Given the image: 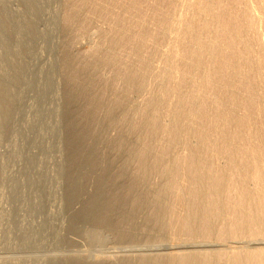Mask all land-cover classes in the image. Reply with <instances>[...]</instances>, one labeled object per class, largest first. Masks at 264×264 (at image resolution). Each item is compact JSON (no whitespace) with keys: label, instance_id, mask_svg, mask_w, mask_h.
Segmentation results:
<instances>
[{"label":"rangeland","instance_id":"374dc122","mask_svg":"<svg viewBox=\"0 0 264 264\" xmlns=\"http://www.w3.org/2000/svg\"><path fill=\"white\" fill-rule=\"evenodd\" d=\"M214 1L219 2V4L218 3L215 4ZM229 1H231V3ZM247 1H248V6H250L252 10V11L251 10L249 11L252 14L256 15L257 19L256 18L254 19L256 21L255 24L258 23L257 25L254 24L255 21L249 20L253 18H248L247 15L244 14L245 12L243 10L244 8H241L242 6L239 7V5L234 3L235 0H226V1L225 0L223 1L221 0H212V1L209 0L208 1L207 0V2H211V4L214 3V6L217 5L218 7V5H220L219 7L222 8L221 9L222 11L224 9L223 13L221 12L220 9L219 10L217 9V11H215V12H219V14L221 13L220 14L221 16L219 15V18L217 17L218 19L212 20L211 18H209L208 21L209 23L211 22L212 24V26L210 27H212L211 29H213L212 31L211 29L210 30L207 29V31L209 32L211 31L209 35L210 37H209L208 36L209 32L205 31L206 29H201V27H203V24L204 26H205V23L207 24L208 21L206 22L205 20L208 19V15H205L207 17L204 18V16H200V14H197L195 11L199 8L196 5L197 2H199L198 0L195 1L192 5L193 7L195 5L196 7H198L197 9L196 7H194V13L196 14L193 13V9H192L193 7L189 6L186 0H168V1L166 0H0V264H72L75 259L72 255L73 254L76 255V253L79 254V252H80V255H83V254L88 255L87 262L90 263L89 260L91 259L90 264H111V263L114 264L115 262L113 260H115L116 263L118 264L120 260L118 258L120 256H121L120 258L122 262L124 261L126 262L127 260H129L130 262L131 260L132 262L130 263L132 264H138V263L141 264L142 257L143 256L148 257L150 255L149 254L150 251H145V248H148V246L150 245L154 249L153 252L151 251V255L154 253L152 255L151 264H156V262L158 263V261L163 263V260L165 258L164 259L162 258L164 256L162 254L163 253L165 254V251H162L163 249L161 248L163 247L164 249H168L170 246H172V249L177 246L178 247L180 246L184 250L183 249H177V250L182 253L183 251L184 253L186 252L188 253L190 252V250L191 251L196 250L198 251L197 252L198 259H196L195 264H202V263L209 264V263L214 262V259H213L214 255L213 257H211L210 256L211 253L209 254L208 252H210L211 249H213V247L215 250H219V248L222 247L221 241L224 242V239L226 240V238L228 237V236H225V234L226 235L230 234L229 236L230 239L229 238L227 239L228 240L227 242L229 244H232L230 243L229 240H235V241L237 240L238 241L237 244L240 243V245L238 246L239 247L238 249H240V246L242 247V249L243 248L249 249V247L252 249L254 248V244H255L254 249H256L257 251H259V249L260 250L262 249L263 244L259 240L262 237H257V236L264 235L263 233L264 220L262 219V216H263L262 214H264V170H262L264 159L260 157L263 159V161H260L261 159L259 158L260 154L264 152L263 150L264 145H262L264 143V141L262 143V140L264 139L263 138L264 131L262 132L260 131L258 132V134L256 131H259L260 129L262 130V127L264 130V123H263L264 105H262L263 107H261V104H264V100L262 98L259 99V97L263 96L264 94L262 92L264 90V87H263L264 82L262 81V79L264 78V71L260 69V72L261 73L263 72V74H260V72L257 71L258 70L257 68L262 67L261 66L262 60L264 59V55H263L264 46L262 47L260 45V42H258V40H260L261 38L264 39V0H247ZM203 3H205V0H203ZM229 4H231L232 6ZM226 5L228 6V8L226 7ZM232 9H233V12H231ZM236 9H239V10H236ZM228 12L229 13L231 12V13L228 14ZM223 14L225 17L223 16ZM232 14L234 15L233 16L234 20L237 17L239 19H236L233 22L232 21L233 17L230 16ZM174 15L175 16L177 15L179 17H184V22L181 24L182 26H185L184 25L185 23L188 26L191 24L190 26L192 27L185 26V29L186 30L188 29V34H186L188 36L186 38L182 37L184 36L183 33L187 32L184 29V27L181 29L182 32H180L181 37L177 36L176 28L178 27L171 22L172 19L174 18L173 17ZM227 15H229V17H227ZM243 15L245 18L242 17ZM167 16L168 18L170 17L172 18V19H169L170 22H168L169 20L167 19ZM191 17L193 21L191 20ZM193 17L196 19L195 21ZM198 17H199V20H198ZM246 18H248V21ZM223 20H225L224 23H223ZM259 20L260 22H258ZM190 21L192 22L190 23ZM196 21H199V22H196ZM203 21H205V23H202ZM230 21L233 24L237 21L236 22L238 23L237 26H236V23L235 25L233 24L231 25ZM194 22L198 24V26L200 27L201 30H203V32L204 31L205 32L203 33L199 29V27L196 24H194ZM226 22L228 25L226 24ZM239 22L241 23V25L242 24L243 25L241 26ZM242 22H245L248 24H245ZM199 23L200 24L202 23V24L199 25ZM250 23H253L252 27L254 29L252 27L249 28ZM213 24L214 25L216 24V25L214 26ZM220 26H222L223 30ZM224 26L225 27L227 26V27L224 28ZM228 27H229L228 30H230L231 28L232 29L230 31H226ZM119 28L121 29L119 30ZM191 28H193L194 30ZM242 29L244 30V32L249 31L248 35L247 33L241 32L240 30ZM217 30H219L218 31L219 33L217 32L218 35H216ZM220 30L222 31L220 32ZM234 30L236 32H234ZM255 30L259 31L261 35L260 37H258L259 33ZM190 33L195 35L196 39L199 36H200L199 38H202V35L200 34H203L204 38L202 39L201 43L200 42L198 43H200L202 47H203V44L208 45V47L210 46V48L206 51L208 52V54L205 53V55L207 54L206 56L203 55L204 53L201 52L202 54L199 55L200 58L199 56L197 57L198 59L197 58L195 59L193 57L192 61L191 59H189L191 62L187 60L186 58V56L188 57L189 51L191 50V47H192V46L189 47L191 43H187V42H190V41L192 42V40L190 39L194 38L193 35H189ZM223 33L225 35L227 33L228 34L225 36ZM235 34L238 35L237 39H236ZM242 34L244 35V37H242ZM228 35H230L229 41L227 39ZM253 35L255 36L253 37ZM190 36H193V38ZM213 36L214 37L216 36L215 38H217V41ZM245 36H248L249 38L247 39V37L245 38ZM251 36L253 37V39ZM189 37H190L189 41L186 40ZM207 37H209V40L211 39L213 41L209 42ZM205 38H206V41L208 42H203ZM233 38L235 41H233ZM249 39H250V43H251V40L252 42L254 41L253 44L251 43V45H248L249 43L247 42H249ZM224 40L227 42L224 43L223 42ZM211 42L212 43L214 42L213 46L210 45L212 44ZM185 43L189 45L188 46L186 45V47L182 49ZM219 43L221 46L219 45ZM226 43H229V44H226ZM239 44H240V48H239ZM241 45L243 46L248 45V46H244L245 47L244 48ZM253 45L256 47H254ZM214 46H216L215 47L216 50H214L213 52L212 50L214 49ZM223 46L226 48L225 50H223L224 49ZM246 47L248 48V50L251 51V52L249 51L250 54L248 53V50L246 51ZM188 48L190 49L188 50ZM106 49H109V50H106ZM181 49L183 51H181ZM256 49L259 52H257ZM218 50L219 51L221 50L223 52L222 53L219 52L221 54H218L217 52ZM242 51H244V53H242ZM135 52L137 55L135 54ZM211 52H212V55H210ZM240 52L242 53V55L245 54V57L244 55L241 56ZM225 53H227L226 55L228 56V58H225L226 56ZM228 53L230 56L228 55ZM185 54L186 56L184 57ZM202 55L205 57V58L203 57L204 59L201 57ZM236 55L237 56L239 55V57L241 56L242 60H240L241 58L237 57ZM82 56H85V57H82ZM233 56L235 58H233ZM246 56L248 60L246 59ZM252 56H254V58ZM230 57L231 59L233 58L235 60L234 62H236L237 60L236 58H238L240 61L237 60V63L235 65L234 62H231L233 60H231ZM257 57L260 58V60L263 58L261 60V64L258 63L260 62V60L257 59ZM169 58L172 60L169 61L168 60ZM216 58L219 59V61H217ZM212 59L213 61H215V63L211 61ZM220 59L221 60L223 59L222 62L224 61V63L221 62L222 65L220 63ZM227 59L228 60L230 59L231 61L229 60L230 61L229 62ZM97 60L98 61L100 60V61L98 62ZM110 60L113 62H111ZM194 60H196L195 62L197 63L204 62V66H203V63L202 64L200 63V65L196 64V67L200 66L199 68H201V70H198L199 68L197 67L198 69L196 70H198V72H196L195 70L196 67L194 68V65L192 64ZM245 60L249 62L248 67L251 64L250 65L251 68L250 67L248 68L246 66L247 63ZM211 62L214 64H212ZM153 63L154 65H152ZM183 63H184L183 67L185 66L186 68L182 67ZM216 63L218 64V66L220 65L219 66L220 68L216 65ZM226 63H227V66H226ZM245 63H246L245 65L246 73L253 72L254 74H256L255 76H257V72H258L257 79L255 77L253 78L254 75L252 73L250 75L249 73L247 74V76L249 75V77L252 76L251 78H253L251 79L247 77V79L250 81H244L246 80L244 79L245 76L241 78L244 74L242 72L244 71L242 65H244ZM255 63H257L258 65H256ZM263 63H264V60H263ZM231 64H233L234 66L238 65L240 67L237 66L236 68V67H233V65L231 66ZM188 65L189 66L193 65V66L189 67ZM210 65H212V69L210 70L214 72L215 76L216 75L219 76L220 72L222 73L224 69L227 70L229 69V67L231 71L232 69L233 70L237 69L236 71L238 73L240 72L241 73L235 75V77L237 76L236 78L234 77V80H236V84H239L240 82V84L242 85V83L245 84L246 82H248V87L252 84L250 86L251 88L250 87L246 88V86L244 87V86L238 85L239 88H237L236 90L238 91V93L242 92L240 94L241 98L240 96H238L237 92L236 93L235 92L234 93L225 92V89H224L225 93L223 92V90H222V93L227 94V95H223L222 93H220L222 97L220 96L221 98L219 97L220 99L219 100L217 97L218 95H220L218 93L221 90V86L224 85L225 83H228V81L229 82L232 81V79L231 78H228V80L225 79L226 82L223 83L224 79L222 77L221 78L216 77L217 78V79L215 78L216 81L212 83L214 85L216 82L215 84L216 86L215 85L214 86L217 88H215L216 91L214 93H212L213 92L212 88L214 89V86L211 83H209L211 88H207L203 86L205 89L206 88L208 89L206 90L207 93L209 92V94H212L213 98H212V95L205 93V96L206 95L208 96L205 97V100L202 98L204 101L202 100L203 102L201 101L202 103L201 102L199 103L202 104L203 106L205 104L206 107L202 109L203 106L201 105L200 106L201 108L199 107L200 109H198V105H200L199 103L197 104V107L195 106V109H198L200 113L202 112L201 114L197 113L196 115V117L198 118L197 123H195L196 121L194 120L193 122L194 124L187 127L186 130L185 129L182 130V126L184 124L183 123L184 117L190 111V107L189 109L187 108L188 107V102H186L187 99L185 100V98H187L188 96H185V95H187L188 92L190 93L192 91V88L190 87H188V89L190 88L191 91L187 89V86H190V85L183 84L185 83V80H183L184 79L183 75L189 74L187 73V71H190L191 76L192 74L196 75V77L194 75L193 76L195 77V82L198 83L200 82V79H201V78L200 79L198 78L202 77L203 74L205 75V71L207 73L210 72L209 74L213 75L212 74L213 72H211L210 70H207L209 69V67H211ZM222 66H225L226 68ZM193 68L195 72H193ZM202 68L203 70L205 69V71H203ZM247 68L248 70L252 68H256V69H252L254 71H247ZM215 69L217 71L218 70L220 71L219 74H215L216 73ZM201 73H202V76H201ZM162 74L163 75L165 74V75L163 76ZM173 75H174V78L172 77ZM261 75H263V77H261ZM219 79H221V81ZM254 79L260 82L258 81L256 82ZM174 82L175 83L177 82L176 85L178 86H176ZM83 84L85 86L84 89H83ZM199 84L201 85V82ZM199 84H196V85H199ZM218 84H219V87L217 86ZM259 84H260V87H259ZM77 86L78 87L81 86L82 89H78ZM203 87H202V90H205L203 89ZM256 87H259L260 89ZM195 89L197 90L196 86H195ZM242 89H244L243 91L245 90L247 91L249 89V92L252 89V91L250 93L245 91L246 96L244 98L243 97L244 93ZM255 89L259 90V92L256 93L257 91L255 92ZM210 90L212 92H210ZM254 92L256 93V95L254 94ZM82 93H84V95ZM202 93L204 94V92ZM74 94L76 95L74 96ZM78 94L80 95L77 96ZM229 94L231 95L228 96ZM249 94H250L251 102L250 101L249 103L244 102V101H247L246 99H249ZM72 95L74 96L73 98H72ZM234 95L237 101H235L234 99L235 97H233ZM226 96L228 97L229 102ZM231 97H233L232 99L234 100V102L231 100ZM242 97L244 99H242ZM256 97L260 101L256 99H255L256 101H254V98ZM221 99L223 102L222 104L219 102L221 101ZM213 100H215V102ZM205 101H207V103H205ZM210 101H213V102H210ZM216 101H218V104H220V106L216 103ZM150 102L152 103L149 104ZM185 102L187 105H185ZM225 102H226V105H225ZM235 102L236 104L241 105L240 106L241 110L237 111L240 108L238 105L235 104ZM255 102H257L258 104ZM211 103L212 104L216 103L215 104L216 107L215 105L213 106ZM227 103L228 104L234 103L233 105H236V109H234L235 106L231 107L232 104L228 106ZM206 104H209V105L207 106ZM245 104L246 106L248 105L247 106L248 108L244 106ZM212 106L215 110L212 108ZM158 107H160L161 109L160 108L158 109ZM225 107L226 108L228 107V109L229 108L231 109V110L229 109L231 111V114L228 113L230 111L226 109ZM219 108H221V110H219ZM242 108H244L245 110ZM249 108L250 109L252 108V109L249 111ZM255 108H257L258 110L257 112H254L256 111ZM193 109H194V106H193ZM210 109H213V111ZM181 111H182V114L180 113ZM183 111L186 114L183 113ZM199 111L196 110V112H199ZM214 112H217V113H214ZM222 112H224L225 115ZM232 112H235V115ZM248 112L249 114L252 112L251 113L252 117L251 115L248 114ZM204 113H205V116L206 115L209 116L210 114L211 118L210 116L209 117L206 116L207 118L204 121L203 120V118H205ZM255 113H256V116L258 117L255 116ZM184 114L185 116H182ZM199 114L202 115L203 117L201 116L202 117L201 118ZM212 115L213 116L215 115V117L218 116V118L221 115H223V117H221V121L225 120V122H228L230 126L228 125V123L226 124L223 121L221 122L220 119L215 118ZM235 116H238V117L235 118ZM246 116L248 118L250 117L249 119L251 120L250 122L251 124L248 123L250 121L248 120V118L245 119V121L247 120L246 121L247 123L245 121H241ZM231 117L233 118V123L229 121L230 119H232ZM239 117L241 118V120L238 121ZM252 118L253 119L255 118L254 119L255 123H253L254 121L252 120ZM256 118H259V119H256ZM181 119L182 121H179ZM200 119L204 121V125H202L203 122ZM260 119L262 120V122ZM133 120H135L136 122ZM207 120H209L210 123L216 120L217 123L214 121V123L216 124L213 125L214 123L210 124L208 123L209 121ZM234 121H236L237 124ZM218 122H220V124L225 123V126L227 125L228 127L227 126L225 127L223 124H221L222 127L221 125H219L220 127H218L217 125ZM240 122H243V124L239 126V124H241ZM230 123L233 125L231 126ZM244 123L247 125H245ZM259 123L263 125L261 128L259 127L261 126ZM179 125H181L180 126L181 129L177 131L176 129L179 128ZM199 125L200 126L202 125L201 129L203 130H200ZM206 125L207 127L205 128ZM213 126H215V128ZM253 126L254 128L257 127L255 128L256 130L252 128ZM232 127L234 130V134L233 132L231 133ZM220 128L222 130H220ZM223 128L224 129L228 128L227 130L230 132L227 133L228 132L227 130L223 131ZM235 128H239V129L241 128L240 129L241 131L238 130V132L240 131L241 133L240 132L239 134L236 133L237 131ZM73 129L75 133L72 131ZM192 129L193 130L197 129V131L195 130L197 135L194 134L195 132H193L192 134L191 132ZM217 129H219L218 131L220 133L217 132ZM78 130L81 132V135H80V132H78ZM253 130L255 131V134L253 133L254 132ZM76 132H77V136H75ZM189 132L191 133V135H189L190 134ZM204 133H207L206 134L207 136L209 134V137H207ZM256 134L259 137L257 141L261 140L260 145L258 144L259 141L257 142L255 138H253V137L257 138ZM186 135L188 136L189 140L187 139ZM193 135L196 138H194ZM78 136L79 137L81 136V138H79ZM204 136L206 137V139ZM228 136L230 137L231 140L228 138ZM76 137H78V139H76ZM197 137H201L205 139V141ZM190 138H191V141L193 139L196 142L194 148H191V147L188 148L190 144L189 143ZM72 139H74V141L77 144L75 142L74 144L72 142ZM186 139L188 141H186ZM197 139H199V141ZM226 139L227 141L224 142ZM186 142H188L187 146H186ZM193 142H191L192 145L190 144V146H193L194 144ZM200 142H202L204 145L207 143L208 146L211 145V147L206 148L207 144L204 146L202 143L200 144ZM225 143L229 144L230 149L227 147L228 145L227 146L224 145ZM141 144H143V146ZM199 144L202 145V147H200ZM249 145L251 147H249ZM198 146L199 148H197ZM204 147L205 149L204 150L202 149L203 152H201L200 148H204ZM212 147L214 148L212 149ZM223 147L227 148V153L230 152L229 155H231L230 157H233L235 159L234 161L232 159L230 160V157L228 158L229 155H227V153L224 152L226 151V148L224 150ZM186 148H188V150ZM242 148H244L245 150H243ZM260 148L261 149L263 148V149H262V152L261 153L259 152L260 154L258 155L256 154L255 150L256 149L261 150ZM189 149L196 151L194 152L196 154L195 158H197L195 159V163L197 165H200L199 160H202V159L205 160V161L202 160L200 162L202 163V165L204 164V168L206 169V170L203 169V166L200 165V167L202 168L201 170L202 171L205 170L204 171L205 174L203 172L202 173L204 175L201 174L202 176L201 181L203 178L205 179L202 182L200 181L202 185L204 183L207 184L208 182L211 181V180L208 181L207 178L209 179L211 178L216 181L214 175H216V178L218 180V177H220L218 172L221 173L222 175L223 173L226 172V171H223L224 168L225 170L227 168L228 169L231 168L233 170V167H234L233 163H237L236 165L234 164L235 165L234 172H232V170L230 169L229 171H227L230 174L226 173V174H223V176H221L223 177L222 179L224 181H227L229 184V187L225 186L224 188H221L220 192L218 190L219 195L217 196V198H220L218 200L222 201L223 203L217 202L215 203L217 205L215 204L211 205L209 204L210 202L208 199L202 198L199 200L194 199V201L199 202V203L197 202L198 204L196 202L194 204V201H192L193 200L192 197H190L189 194H187V191L189 190V188L192 187L191 185H201L200 183L197 184L198 182L196 178H198L197 177L198 174L196 176V174L192 172L191 170L188 171L189 169L188 167L192 166L190 162L187 160L188 155H190ZM249 149L251 150V153ZM235 150L238 151V153L239 151L241 152L243 151L244 153L242 152L243 153L242 154L240 152L238 155V153H236ZM171 151L173 152V154ZM252 151L255 152L252 158L253 157L254 159L257 158L256 159L257 162H255V160L252 161V158L249 156L250 154H252ZM186 152L188 155L186 154ZM200 152L202 154H200ZM244 154L248 156L245 164H243L245 162L244 158L246 157ZM261 155H264V154L262 153ZM198 156H200L199 159H198ZM242 158H243L242 164L244 165V167H246V164L247 166H249L246 168V170L248 171L244 170V167L242 164L240 165L238 164L240 163ZM249 158L251 160H249ZM228 160H230V162L232 161L233 163L231 162L230 164L229 162H227ZM237 160L238 162H236ZM75 161H76V164L79 165V166L77 165L79 168H76L77 166L74 163ZM185 161L186 163L188 161V164H185ZM247 161L249 162L251 161L254 164L256 163L255 167L253 163H249L250 165H252L250 166ZM228 163L232 167L231 166L230 168L227 167V165H229ZM207 165L208 167L211 165L209 169L207 168ZM237 165L240 167L238 168ZM215 167L218 169L216 170L218 172L215 171ZM218 167L220 168V170ZM258 169L261 170L262 173L259 172L258 174ZM207 170H209L208 174L211 171V175L209 174L210 177L208 176V174L206 175ZM237 170L239 172L241 171L238 175H237L238 173ZM214 171L216 172V174L215 173L213 174ZM190 172L193 173L195 176H193V174H191ZM235 172L237 173L235 174ZM117 175H119V178ZM205 175L207 176V178L203 177ZM227 175H229L228 177H230V179L227 177ZM103 176L105 177V179L108 176L106 181ZM261 176L263 177L261 178ZM231 177H233L232 179L233 181H231L233 182L232 186H230L231 182L229 183V181L231 180ZM234 177L236 179H234ZM187 178L188 179L190 178V179L187 180ZM226 178L229 181L225 180ZM241 178L246 179L245 180L246 184L242 185ZM75 180L79 181L78 182L79 184L76 187V189L71 187L73 184H75L76 182ZM195 180L196 182L194 183L193 181ZM73 181L74 183H72ZM238 181H240L241 185ZM243 181L244 180H242V182ZM245 181L243 183H245ZM234 183H236L235 185H237L238 187V188L235 187L237 190L233 188L235 186ZM246 185H248V187L251 189H248ZM100 186L101 187L103 186V188H101ZM243 186L245 187V190L247 191L251 190L249 192L252 196L255 197L256 200L254 199V197H251V195L248 193H247L248 196L245 197L246 194L244 193L245 190ZM185 187H187V189ZM231 187L232 189H230ZM96 189H98L97 190L98 192L96 191ZM222 189L224 190L222 193L223 197H221V194H220L222 192ZM227 189H228V192H227ZM238 189L241 191H244L243 194L241 191H238ZM181 190H184L185 192ZM233 190L237 193V195L235 192H233ZM95 191L97 192V194ZM209 192L211 193V191L208 189V193ZM99 193L102 194L101 196L105 198V199L103 197L101 198L104 201H101L100 199L101 205H104V203H106L107 200L108 202L110 201V204H108L107 207L105 206V209H104V206H101L100 208H103V210L100 209L98 205L97 207L100 209L101 212L97 208V210H95L97 212L99 211L97 214L95 212L94 214L93 212L92 214L91 212L89 213L91 214V218L95 217V215L97 216L98 214H99V218H101V213L103 211L102 215L105 216L104 218L102 216V219L104 220L103 222H101L102 220H98L99 218H96V217L94 219H96L97 222L94 219L90 220V217H88L89 213L87 214L88 208L86 207V205H88L89 202L91 203L92 199L94 200L96 195L98 196ZM226 193L227 194L229 193L231 197H229V194H228V199H227ZM180 194L183 195V196L181 195V197H185V198H181ZM106 195L108 196V198ZM234 195L237 197L235 200H238V201H233L230 199V198L234 199L235 198ZM249 195H250L251 200L253 201L252 205H251L252 201L250 202ZM154 197L158 199H156L155 201ZM186 197L188 200H186ZM222 198H224V201ZM238 198L239 199L241 198V199L239 200ZM243 198L245 201L242 204L241 202H243L242 200ZM226 199L229 200L228 203ZM259 199H261L260 202L258 201ZM205 200H206L207 206L203 204L205 203ZM230 200L232 202H230ZM200 201L202 202L204 206H202V204L201 206L199 205ZM111 202H113L115 205ZM136 202L139 204H137ZM155 202H156V205H153ZM181 202L184 203L185 205L182 204ZM188 202H190V204ZM233 202H235L236 205L234 204L233 206ZM218 203L222 205L223 207L225 206L224 204H226L225 208L220 207ZM237 203H239L241 207L245 206L243 207L244 209L243 208L241 209L239 204ZM186 204H189V205L187 206ZM157 205L158 207H155ZM193 205H195L196 207ZM248 205L249 207H247ZM190 206H192V208ZM210 206L212 207L214 206L213 209H211V213H209L210 208H211ZM235 206H237V208ZM255 206L257 209L255 208ZM193 207H195V212L198 211L197 214L194 212ZM217 207H219V209ZM231 207L232 208L234 207L235 212H234V209L232 211ZM160 208L162 209L160 210ZM190 208H191V212L188 210ZM200 208L201 209L203 208L202 211L200 210ZM252 208L253 210H255V212L251 211ZM184 209L185 211H187L185 213L186 217L184 214ZM156 210H158V212L161 213L159 215L160 218L156 216L155 213H153ZM244 210H245V215L242 214L244 213ZM204 211H206L205 213H209L207 214L208 216L212 215V217L210 216L211 219L206 214L204 215ZM218 211L220 212L222 211V214H224V218H222L223 216L221 217L222 215L221 213H220V216L219 215L214 216V214H219ZM236 211L239 212L238 214H236L237 216L233 215V212L234 214L237 213ZM250 212L257 215V217L259 218L256 217L257 219L256 220L255 216L252 215ZM191 214L195 216V217L192 216L193 219L198 218L197 215H199V218H200L201 217L200 215L203 214V217H201L199 220L205 221L204 222L205 224H199V223H203V221L198 222V219L193 220L192 218H189ZM246 214L248 215L247 219L243 220L242 222L238 220L239 218L237 217L239 216L245 217ZM162 215H165V216H162ZM161 216L163 217V219ZM180 216H182L183 218L182 217L179 218ZM204 216L207 217L209 220L205 218ZM217 216H219V218L215 219V217ZM227 216L229 217L231 216V217L229 218ZM252 216H254L255 221H253L254 219ZM220 217L223 221L218 222V220H221ZM186 218H189L188 221ZM212 218L214 219L215 222L213 221ZM231 218L233 220H231ZM184 219H186V221ZM248 219H251L250 224L248 223L249 226L244 224L246 221L249 222ZM259 219L261 221H259ZM157 220L158 222L160 221V223H158ZM180 220H183V221L181 222ZM189 220H190V223L192 221L191 223L192 226L189 225L190 223L188 224ZM229 220H231L232 222ZM196 221L198 222V225L196 224L197 223ZM207 221L211 223H208ZM236 221L237 222L239 221L241 223L239 224V228H237L238 224ZM251 221L253 223H251ZM221 222L222 223L226 222V223L221 225L220 224ZM233 222L235 223V226L233 225L234 224ZM255 222H256V225L259 223L258 225H260L259 227L260 229H262L260 230V232H262L263 234L262 233L259 234L260 232H259L258 226L251 225V224H254ZM99 223L101 224V228H100ZM207 223L208 225H206ZM214 223H219V224H214ZM210 224L211 225L214 224L213 227L217 225L216 227L217 229L213 228L212 226L210 227H212L213 229L212 228L208 229ZM188 225H189V228H188ZM219 225L222 227H220ZM228 225L229 226L231 225L232 228H230ZM197 226L199 227L197 228ZM192 227L193 228L196 227L195 229H197L198 231L195 229L193 230ZM204 227H207V228H204ZM241 227L243 228L241 229ZM229 228L231 229L232 232L231 231L229 232L230 230ZM73 229L78 230V232L81 233V236L84 237L83 238L84 241H82L83 239L78 238V236L81 237L80 234L79 235L76 234L75 236V230ZM226 230L228 231L226 232ZM240 230L242 232H240ZM252 230L253 232H251ZM256 230L259 233L256 232ZM92 231H94V234H97V235H94L93 237L90 236L92 234ZM255 233H257L256 234L257 236L255 235ZM83 234L85 235L83 236ZM252 234L255 235V238L254 236H252ZM202 236H204L205 238ZM72 238H75V240H77L76 238H78V240L75 241L74 239L72 240ZM85 238L87 239V241L85 240ZM249 239L250 241H252L253 239L255 241L254 242L252 241L253 242L252 243L249 241ZM209 240H211L212 242H210ZM81 242L82 243L85 242V244H81ZM190 242H192V244L195 242L194 244H195L196 249H190L186 246V245L191 244ZM258 242H259V245H258ZM77 243L78 245H76ZM161 243L165 244L166 247H164L165 245L163 246ZM208 244H213L214 246L213 247L211 245L207 246ZM81 245H84V246H81ZM256 245L259 247H257ZM126 250H129V251H126ZM142 251L144 254L145 253L147 254L146 255L142 254ZM215 254H217L215 256L218 260H221L222 258L223 259L221 261H218L215 258V262L213 264H223L222 262L223 260H225L224 264L225 263L229 264V261L232 258V256L231 258L230 256L228 257L227 254L222 255V258L220 257L218 253H215ZM124 255H127V256L125 257ZM157 255H160V256H157ZM166 255L165 257H167ZM122 256L125 257L126 260ZM207 256H209V258ZM226 256L228 259L226 258ZM110 257L111 258L115 257V258L112 260ZM96 258L97 259L102 258V260L95 262ZM92 260L94 261L92 262ZM120 262L119 264H122ZM129 262L127 261V264ZM174 262L170 264H176ZM167 263L168 262L166 260V264ZM232 263H233V260L230 261V264ZM236 263L241 264V262H236ZM123 264H126V263H123Z\"/></svg>","mask_w":264,"mask_h":264},{"label":"bare ground","instance_id":"6f19581e","mask_svg":"<svg viewBox=\"0 0 264 264\" xmlns=\"http://www.w3.org/2000/svg\"><path fill=\"white\" fill-rule=\"evenodd\" d=\"M166 1H168V0H166ZM186 1H187V4H188L189 6L193 7V6H192L193 3H194L195 1H197V0H186ZM198 1H199V2H197L196 5H197L199 8L196 7V5H195L194 7H196V9L198 8V9L195 10V11H196L197 14H200V16H204V18L207 17V16H205V15H208V19L205 20L206 22L209 20V18H211L212 20H214V19H218V18H219V15H220L221 13L219 14V12H215V11H217V9H218V10H219V9L221 10L222 8L219 7L220 5H218V7H217V5L214 6V3H215V4H217V3L219 4V2H217V1L215 2V1H214V3L211 4V2H207V0H205V3H203V0H198ZM208 1H209V0H208ZM211 1H212V0H211ZM221 1H223V0H221ZM225 1H226V0H225ZM71 2H72V1H71ZM74 2H75V1H74ZM229 2L231 3V1H229ZM229 2H228V3H229ZM77 3H78V2H77ZM99 3H100V2H99ZM199 3H200V4H199ZM202 3H203V4H202ZM228 3H226V4H228ZM234 3L237 4V5H239V7L242 6L241 8H244V9H243L244 12H245L244 14H246L248 18H253V19H249V20H253V21H255L254 18H256V15H255V14H252V13L249 11V10H251V8H250V6H248V1H247V0H235ZM235 4H233V5H235ZM229 5H231V4H229ZM75 6H76V5H75ZM141 6H142V5H141ZM231 6H232V5H231ZM191 7H190V8H191ZM194 7L192 8V9H193V13H194ZM224 7H225V6H224ZM226 7L228 8L227 5H226ZM237 7H238V6H237ZM245 7H246V8H245ZM80 8H81V7H80ZM190 8H189V10H190ZM227 8H226V9H227ZM230 8H231V7H230ZM230 8H229V9H230ZM234 8H235V7H234ZM236 10H239V9H236ZM240 10H241V9H240ZM88 11H89V10H88ZM191 11H192V10H191ZM223 11H224V9H223ZM223 11L221 10L222 13H223ZM225 11H226V10H225ZM241 11H242V10H241ZM251 11H252V10H251ZM102 12H103V11H102ZM231 12H233V9H232ZM231 12H230V13H231ZM242 12H243V11H242ZM77 13H78V12H77ZM88 13H89V12H88ZM94 13H95V12H94ZM106 13H107V12H106ZM191 13H192V12H191ZM196 13H194V14H196ZM224 13H225V12H224ZM230 13L228 12V14H230ZM235 13H236V12H235ZM237 13H238V12H237ZM68 14H69V13H68ZM87 15H88V14H87ZM192 15H193V14H192ZM246 15H245V16H246ZM248 15H249L250 17H249ZM71 16H72V15H71ZM82 16H83V15H82ZM164 16H165V15H164ZM198 16H199V15H198ZM220 16H221V15H220ZM223 16H224V14H223ZM230 16L233 17L234 15L232 14V15H230ZM237 16H238V15H237ZM119 17H120V16H119ZM159 17H160V16H159ZM162 17H163V16H162ZM173 17H174V18L172 19L171 17L168 18V16H167V19H168V20H169V19H172L171 22H172L174 25H176V26L178 27V28H176V30H177L176 34H177V36L181 37V36H180V32H182L181 29H182L183 27H184V29H185V26H188V25H187L186 23L184 24L185 26H182V25H181V24L184 22V17H179V16H177V15H176V16L174 15ZM217 17H218V18H217ZM224 17H225V16H224ZM227 17H229V15H227ZM235 17H236V16H235ZM242 17H244V15H243ZM103 18H105V17H103ZM196 18H197V17H196ZM202 18H203V17H202ZM202 18H200V19H202ZM221 18H222V17H221ZM240 18H241V17H240ZM244 18H245V17H244ZM248 18H246L247 21H248ZM193 19H194V21L196 20L194 17H193ZM211 19H210V20H211ZM222 19H223V18H222ZM229 19H231V18H229ZM236 19H239V18L237 17ZM236 19H235V20H236ZM246 19H245V20H246ZM256 19H257V18H256ZM118 20H119V19H118ZM164 20H165V19H164ZM191 20H192V17H191ZM198 20H199V17H198ZM220 20H221V19H220ZM235 20H234V17H233V20H232V21L234 22ZM241 20H242V19H241ZM78 21H79V20H78ZM81 21H82V19H81ZM125 21H126V20H125ZM158 21H159V20H158ZM192 21H193V20H192ZM192 21H190V23H191ZM205 21H203L202 23H205ZM221 21H222V20H221ZM224 21H225V20H223V23H224ZM242 21H243V20H242ZM247 21H246V22H247ZM114 22H115V21H114ZM127 22H128V21H127ZM166 22H167V21H166ZM168 22H170V20H169ZM196 22H199V21H196ZM236 22H237V21H236ZM236 22H235V23H236ZM258 22H260V20H259ZM70 23H71V22H70ZM202 23H201V24H202ZM214 23H215V22H214ZM219 23H220V22H219ZM219 23H218V24H219ZM230 23H231V21H230ZM235 23H234V24L231 23V25H232V24L235 25ZM239 23H240V22H239ZM242 23H245V22H242ZM255 23H256V21L254 22V24H255ZM62 24H63V23H62ZM72 24H73V23H72ZM188 24H189V22H188ZM194 24H196V23L194 22ZM194 24H192V25H194ZM201 24L199 23V25H201ZM218 24H217V25H218ZM220 24H221V23H220ZM226 24H227V22H226ZM237 24H238V23H236V26H237ZM245 24H248V23H245ZM252 24H253V23H250V24H249V28L253 26ZM257 24H258V23H257ZM257 24H255V25H257ZM74 25H75V24H74ZM114 25H115V24H114ZM126 25H127V23H126ZM171 25H172V24H171ZM190 25H191V24H190ZM190 25H189L188 27H192V26H190ZM196 25L198 26V24H196ZM213 25H214V24H213ZM215 25H216V24H215ZM215 25H214V26H215ZM227 25H228V24H227ZM240 25H241V23H240ZM242 25H243V24H242ZM242 25H241V26H242ZM123 26H124V25H123ZM172 26H173V25H172ZM197 26H196V27H197ZM210 26H212V24H211V22L209 23V21H208L207 24L205 23V26H204V24H203V27H201V29H206L205 31H207V29L210 30V29L212 28V27H210ZM214 26H213V27H214ZM238 26H239V25H238ZM241 26H240V28H241ZM244 26H245V25H244ZM111 27H112V26H111ZM119 27H120V26H119ZM126 27H127V26H126ZM188 27H186V28H188ZM198 27H199V26H198ZM216 27H218V26H216ZM220 27L222 28V26H220ZM226 27H227V26H226ZM226 27L224 26V28H226ZM230 27H232V26H230ZM234 27H235V26H234ZM247 27H248V26H247ZM99 28H100V27H99ZM194 28H195V27H194ZM214 28H215V27H214ZM221 28H220V29H221ZM237 28H238V27H237ZM240 28H239V29H240ZM252 28H253V27H252ZM65 29H66V28H65ZM120 29H121V28H119V30H120ZM126 29H127V28H126ZM132 29H133V28H132ZM184 29H183V30H184ZM189 29H190V28H189ZM191 29H193V28H191ZM199 29H200V27H199ZM201 29H200V30H201ZM216 29H218V28H216ZM228 29H229V27L227 28V30H226V29H224V30H226V31H230L232 28H231L230 30H228ZM243 29H245V28H243ZM243 29L240 30V31H241V32H244ZM253 29H254V28H253ZM256 29H257V27H256ZM72 30H73V29H72ZM72 30H71V31H72ZM185 30H186V29H185ZM193 30H194V29H193ZM197 30H198V29H197ZM197 30H196V31H197ZM212 30H213V29H211V31H212ZM222 30H223V28H222ZM222 30H220V32H221ZM89 31H90V30H89ZM94 31H95V30H94ZM116 31H117V30H116ZM151 31H152V30H151ZM186 31H187V32H186V33H183L184 36H182V37H185V38H186V37L188 36V35H186V34H188V29H187ZM201 31L203 32V30H201ZM205 31H204V32H205ZM211 31H210V32L207 31V32H209V33H208V36L210 35ZM218 31H219V30H217L216 33H217ZM245 31H246V30H245ZM255 31H257V30H255ZM68 32H69V31H68ZM108 32H109V31H108ZM112 32H113V31H112ZM112 32H111V33H112ZM189 32H190V31H189ZM194 32H195V31H194ZM199 32H200V31H199ZM202 32H201V33H202ZM204 32H203V33H204ZM223 32H224V31H223ZM234 32H236V31L234 30ZM234 32H233V34H234ZM252 32H254V31H252ZM252 32H251V33H252ZM257 32L259 33V31H257ZM85 33H86V32H85ZM106 33H107V32H106ZM147 33H148V32H147ZM161 33H162V32H161ZM191 33H192V32H191ZM191 33H190L189 35H193V34H191ZM213 33H214V32H213ZM218 33H219V32H218ZM218 33H217L216 35H218ZM244 33H247V35H248L249 31H248V32H244ZM255 33H256V32H255ZM69 34H70V33H69ZM94 34H95V33H94ZM176 34H175V35H176ZM196 34H197V33H196ZM199 34H200V33H199ZM206 34H207V33H206ZM223 34H224V33H223ZM227 34H228V33H227ZM227 34H226V35H227ZM229 34H230V33H229ZM82 35H83V34H82ZM82 35H81V36H82ZM200 35H202V38H199V37H200V36H199V37L196 39V38H195V35H193L194 38H195V40H194L193 36H190V37H192L193 39H190V37H189L188 39H186V40H188V41H189V39L192 40V42H191V41H190V42H187V43H191V44H192V45H191V44H190V45L188 44L189 47L192 46V47H191V50L189 51V55L187 54L188 57L186 56V54L184 55V57L186 56L187 60L191 59V61H192V60H193V59H192L193 57L196 59V58H197L199 55H201L202 53H204L203 55H205V53L208 54V52H206V51L210 48V46L208 47V45H204V44H203V47H202V45H200L202 39L204 38L203 34H200ZM224 35H225V34H224ZM226 35H225V36H226ZM231 35H232V33H231ZM239 35H240V33H239ZM245 35H246V34H245ZM250 35H251V34H250ZM250 35H249V36H250ZM255 35H256V34H255ZM255 35H253V37H254ZM110 36H111V35H110ZM220 36H221V35H220ZM222 36H223V35H222ZM225 36H224V37H225ZM229 36H230V35H228V38H227L228 41L230 40V39H229ZM235 36H236V39H237L238 35L235 34ZM260 36H261V35H260V33H259V36H258V37H260ZM69 37H70V36H69ZM132 37H133V36H132ZM141 37H142V36H141ZM157 37H158V36H157ZM175 37H176V36H175ZM205 37H206V36H205ZM209 37H210V36H209ZM209 37H207L208 40H209ZM211 37H212V36H211ZM213 37H214V36H213ZM215 37H216V36H215ZM215 37H214V38H215ZM218 37H219V36H218ZM242 37H244L243 34H242ZM246 37H247V39L249 38L248 36H245V38H246ZM251 37H252V36H251ZM251 37H250V38H251ZM253 37H252V39H253ZM215 39H216V41H217V38H215ZM219 39H220V38H219ZM219 39H218V40H219ZM247 39H246V40H247ZM257 39H258V38H257ZM261 39H262V38H261ZM261 39L258 40V42H260V45L263 47V46H264V39H262V40H261ZM76 40H77V39H76ZM76 40H75V41H76ZM78 40H79V39H78ZM123 40H124V39H123ZM138 40H139V39H138ZM204 40H205V41H204ZM204 40H203V42H208V41H206V38H205ZM231 40H232V39H231ZM243 40H244V38H243ZM243 40H242V42H243ZM255 40H256V38H255ZM126 41H127V40H126ZM194 41H195V42H194ZM210 41H213V40L210 39L209 42H210ZM216 41H215V42H216ZM233 41H235L234 38H233ZM149 42H150V41H149ZM198 42H200V43H198ZM219 42H221V41H219ZM223 42L225 43V42H227V41L224 40ZM240 42H241V41H240ZM242 42H241V43H242ZM246 42H247V41H246ZM253 42H254V41H253ZM253 42H252V40H251V43H252V44H253ZM76 43H77V42H76ZM99 43H101V42H99ZM109 43H110V42H109ZM135 43H136V42H135ZM181 43H182V42H181ZM183 43H184V42H183ZM211 43H212V42H211ZM213 43H214V42H213ZM213 43H212V44L209 43V44L213 46ZM216 43H217V42H216ZM224 43H223V44H224ZM247 43H249L248 45H251V43H250V39H249V42H247ZM247 43H245V44H247ZM102 44H103V43H102ZM112 44H113V43H112ZM116 44H117V43H116ZM217 44H218V43H217ZM226 44H229V43H226ZM231 44H232V43H231ZM243 44H244V43H243ZM255 44H257V43H255ZM69 45H70V44H69ZM93 45H94V44H93ZM153 45H154V44H153ZM182 45H183V44H182ZM186 45H187V44L185 43V45H184V47H182V49L185 48ZM188 45H187V46H188ZM219 45H220V43H219ZM219 45H218V46H219ZM232 45H233V44H232ZM248 45H244V46H248ZM79 46H81V45H79ZM113 46H114V45H113ZM133 46H134V45H133ZM149 46H150V45H149ZM220 46H221V45H220ZM224 46H225V45H224ZM224 46H223V47H224ZM233 46H234V45H233ZM241 46H243V45H241ZM244 46H243V47H244ZM253 46H254V45H253ZM114 47H115V46H114ZM135 47H136V46H135ZM141 47H142V46H141ZM207 47H208V48H207ZM215 47H216V46H214V49H213V50H212V49H210V50H212V51L214 52V50H216ZM225 47H226V46H225ZM225 47H224L223 50L226 49ZM237 47H238V46H237ZM254 47H256V46H254ZM254 47H253V48H254ZM258 47H260V46H258ZM258 47H257V48H258ZM99 48H100V47H99ZM211 48H212V47H211ZM239 48H240V44H239ZM241 48H242V47H241ZM244 48H245V47H244ZM251 48H252V46H251ZM263 48H264V47H263ZM95 49H96V48H95ZM118 49H119V48H118ZM133 49H134V48H133ZM141 49H142V48H141ZM182 49H181V51H183ZM189 49H190V48H188V50H189ZM219 49H220V48H219ZM233 49H234V48H233ZM89 50H90V49H89ZM89 50H88V51H89ZM98 50H99V49H98ZM106 50H109V49H106ZM227 50H228V48H227ZM227 50H226V51H227ZM229 50H230V49H229ZM242 50H244V49H242ZM247 50H248V48L246 47V51H247ZM256 50H257V49H256ZM85 51H86V50H85ZM117 51H118V50H117ZM139 51H140V50H139ZM185 51H186V50H185ZM238 51H239V50H238ZM249 51H250V50H248V53H249ZM252 51H253V50H252ZM261 51H262V50H261ZM263 51H264V50H263ZM263 51H262V52H263ZM97 52H98V51H97ZM105 52H106V51H105ZM140 52H141V51H140ZM187 52H188V51H187ZM201 52H202V53H201ZM217 52H218V54H221L223 51H221V50L219 51V50H218ZM219 52H221V53H219ZM224 52H225V51H224ZM233 52H234V51H233ZM236 52H237V51H236ZM250 52H251V51H250ZM255 52H256V51H255ZM257 52H259V51L257 50ZM257 52H256V53H257ZM85 53H87V52H85ZM92 53H93V52H92ZM95 53H96V52H95ZM130 53H131V52H130ZM142 53H143V52H142ZM182 53H183V52H182ZM209 53H210V51H209ZM215 53H216V52H215ZM230 53H231V52H230ZM240 53H241V52H240ZM242 53H244V51H242ZM242 53H241V56L244 55V57H245V54L242 55ZM253 53H254V52H253ZM256 53H255V54H256ZM104 54H105V53H104ZM135 54H136V52H135ZM139 54H140V53H139ZM207 54H206V55H207ZM213 54H214V53H213ZM226 54H227V53H225V55H226ZM232 54H233V53H232ZM232 54H231V56H232ZM238 54H239V53H238ZM249 54H250V53H249ZM255 54H254V55H255ZM260 54H261V53H260ZM262 54H263V53H262ZM84 55H85V54H84ZM94 55H95V54H94ZM109 55H110V54H109ZM124 55H125V54H124ZM136 55H137V54H136ZM182 55H183V54H182ZM203 55L201 56L202 58L204 57ZM206 55H205V56H206ZM210 55H212V52H211ZM210 55H209V56H210ZM222 55H223V54H222ZM222 55H221V56H222ZM228 55H229V53H228ZM258 55H259V54H258ZM263 55H264V54H263ZM116 56H117V55H116ZM133 56H134V55H133ZM209 56H208V58H209ZM217 56H218V55H217ZM226 56H227V55H226ZM226 56H225V58H228V56H227V57H226ZM229 56H230V55H229ZM236 56H237V55H236ZM241 56L239 57V55H238L237 57L241 58L240 60H242V57H241ZM249 56H250V55H249ZM261 56H262V55H261ZM70 57H71V56H70ZM82 57H85V56H82ZM86 57H87V56H86ZM92 57H93V56H92ZM96 57H97V56H96ZM114 57H115V56H114ZM114 57H113V58H114ZM126 57H127V55H126ZM144 57H145V56H144ZM165 57H166V56H165ZM169 57H170V56H169ZM212 57H214V56H212ZM215 57H216V56H215ZM252 57L254 58V56H252ZM115 58H116V57H115ZM199 58H200V56H199ZM202 58H201V60H202ZM204 58H205V57H204ZM204 58H203V59H204ZM222 58H224V57H222ZM233 58H235V57L233 56ZM233 58L231 59V57H230V59L233 60V61H231L230 59H229V60H230L231 62H234L235 60H234ZM255 58H256V57H255ZM261 58H262V57H261ZM100 59H101V57H100ZM140 59H141V58H140ZM140 59H139V60H140ZM183 59H185V58H183ZM183 59H182V60H183ZM197 59H198V58H197ZM213 59H214V58H213ZM213 59H212L211 61H213ZM236 59L239 60L238 58H236ZM246 59H247V56H246ZM251 59H252V58H251ZM251 59H249V60H251ZM257 59L260 60V58H258V57H257ZM257 59H256V60H257ZM262 59H263V58H262ZM262 59H261V60H262ZM85 60H86V59H85ZM89 60H90V59H89ZM95 60H96V59H95ZM144 60H145V59H144ZM164 60H166V59H164ZM168 60L170 61V60H172V59L169 58ZM187 60H185V61H187ZM209 60H210V59H209ZM209 60H208V61H209ZM216 60L219 61V59H217V58H216ZM222 60H223V59H222ZM222 60L220 59V63L222 62ZM225 60H226V59H225ZM227 60H228V59H227ZM229 60H228V61H229ZM237 60H236V62H234L235 65H236V63H237ZM240 60H239V61H240ZM243 60H244V59H243ZM247 60H248V59H247ZM261 60H260V62H258V61H257V62L261 64ZM263 60H264V59H263ZM263 60H262V65H261L262 67L260 66L261 68H257V69H258L257 71H259V72H260V69H261L262 71H264V63H263ZM97 61H98V60H97ZM99 61H100V60H99ZM99 61H98V62H99ZM110 61H111V60H110ZM116 61H117V60H116ZM116 61H114V62H116ZM135 61H136V60H135ZM161 61H162V60H161ZM185 61H184V62H185ZM189 61H190V60H189ZM189 61H188V62H189ZM191 61H190V62H191ZM195 61H196V60H194V62H195ZM197 61H199V60H197ZM208 61H207V62H208ZM230 61H229V62H230ZM245 61H246V60H245ZM245 61H244V62H245ZM88 62H89V61H88ZM103 62H104V61H103ZM111 62H113V61H111ZM117 62H118V61H117ZM141 62H142V60H141ZM154 62H155V61H154ZM194 62L192 63V64L194 65V68L196 67V64L200 65V63H201V64L203 63V66H204V62H200V63L195 62V64H194ZM205 62H206V60H205ZM213 62L215 63V61H213ZM254 62H255V61H254ZM81 63H82V61H81ZM105 63H106V62H105ZM186 63H187V62H186ZM211 63H212V62H211ZM214 63H212V64H214ZM218 63H219V62H218ZM222 63H224V61H223ZM222 63H221V65H222ZM241 63H242V62H241ZM246 63H247V65H246ZM246 63H245L244 65H242V66H243V70H244V71H242V72H243L245 75L243 74V76H242L241 78H243V77L245 76L244 79H246V80H244V81H250V80L247 79V77H249V75L252 73V74L254 75L253 78L255 77V78L257 79L258 72H257V76H255L256 74H254L253 72H250V73L248 72L249 75L247 76L248 73H246V67H245V65L248 67L249 62L246 61ZM252 63H253V61H252ZM77 64H78V63H77ZM99 64H100V63H99ZM119 64H120V63H119ZM129 64H130V63H129ZM137 64H138V63H137ZM168 64H169V63H168ZM188 64H189V63H188ZM190 64H191V63H190ZM206 64H207V63H206ZM209 64H210V63H209ZM229 64H230V63H229ZM255 64L258 65L257 63H255ZM65 65H67V64H65ZM139 65H140V63H139ZM152 65H154V63H153ZM152 65H151V66H152ZM183 65H184V63L182 64V67H183ZM193 65H190V66H193ZM216 65L218 66L217 63H216ZM224 65H225V64H224ZM232 65H233V64H231V66H232ZM250 65H251V64H250ZM250 65H249V67H250ZM86 66H87V65H86ZM103 66H105V65H103ZM131 66H132V65H131ZM166 66H167V65H166ZM168 66H169V65H168ZM186 66H187V65H186ZM188 66H189V65H188ZM190 66H189V67H190ZM201 66H202V65H201ZM205 66H206V65H205ZM210 66H211V67L208 66L209 69H207V70L212 69V65H210ZM217 66H216V67H217ZM219 66H220V65H219ZM219 66H218V67H219ZM226 66H227V63H226ZM237 66H238V65H237ZM237 66H234V65H233V67H236V68H237ZM242 66H241V67H242ZM252 66H254V65H252ZM67 67H68V66H67ZM67 67H66V68H67ZM78 67H79V66H78ZM164 67H165V66H164ZM184 67H185V66H184ZM184 67H183V68H184ZM189 67H188V68H189ZM197 67H198V66H197ZM197 67L195 68V70L198 69L200 66H199L198 68H197ZM208 67H206V68H208ZM222 67L226 68L225 66H222ZM228 67H229V66H228ZM228 67H227V68H228ZM238 67H240V66H238ZM249 67H248V68H249ZM257 67H258V66H257ZM119 68H120V67H119ZM147 68H148V67H147ZM147 68H146V70H147ZM150 68H151V67H150ZM185 68H186V67H185ZM194 68H193V72H195ZM204 68H205V67H204ZM219 68H220V67H219ZM231 68H232V67H231ZM248 68H247V71H254V70H252V69H256V68H252V69L248 70ZM250 68H251V67H250ZM86 69H87V68H86ZM126 69H127V68H126ZM129 69H130V68H129ZM151 69H152V68H151ZM174 69H175V68H174ZM190 69H191V68H190ZM213 69H214V68H213ZM216 69H217V68H216ZM216 69H215V71H216L215 74H219L220 71H219V70L217 71ZM222 69H223V68H222ZM222 69H221V71H222ZM78 70H79V69H78ZM122 70H123V69H122ZM167 70H168V69H167ZM186 70H187V69H186ZM186 70H184V71H186ZM198 70H201V68H199ZM198 70H196V72H198ZM202 70H203V68H202ZM236 70H237V69H236ZM236 70H233V69H232V71H231V70H230V67H229V69H227V70L224 69V70L222 71V73L220 72V75H219V76H218V75L215 76V75H214V72L210 70L211 72H213L212 74L215 76V77H214L213 75L209 74V73H210L209 71H208L209 73H207V72L205 71V69H204V70H203V71H205V75L203 74L204 78H203V76H202V73H201V76H202V77H199V78H198V79L201 78V79H200L201 85L199 84L200 82H198V83L195 82V77H196V75H195V74H192V76H191L190 71H187V73H189V74H184V75L182 74V75L184 76V77H183V78H184L183 80H185V83H183V84H188V85H190V86H187V89H188V87L192 88V91H191L190 88H189L188 90H190L191 92H190V93L188 92V94L186 93L187 95H185V96H188L187 98H185V100L187 99V100H186V102H188V107H187V108L189 109V107H190V111H189V112L187 111V112H188L187 114L183 111V113H185L186 116H185V114L182 115V116H185V117H184V120H183V123H184V124H183V126H182V130H183V129L186 130L187 127H189V126H191L192 124H194V123H193L194 120L196 121L195 123H197L198 118L196 117V115H197V113H200V111H199L198 109H200V108H201L200 106L202 105V104H200L199 102H201L203 99L205 100V97L208 96V95L205 96V93H207L206 90H208L207 88H211V86H210L209 83H211V84L214 83V81H216V79H217L218 77H220V78L222 77V78L224 79V82H223V83L226 82L225 79H227V80H228V78H231V79H232V81H230V82L228 81V83H225L224 85L221 86V90H220V92L217 91V92H219L218 94L222 93V90H223V92H224V89H225V92H231V93H234V92L236 93V92H237L238 96H240V94L242 93V92L240 91L241 89L239 90L241 93H238V91H237L236 89L239 88V86H240L241 84H240V82H239V84H236V80H234V77H235V75L240 74L241 72L238 73ZM93 71H94V70H93ZM170 71H171V70H170ZM170 71H169V72H170ZM239 71H240V69H239ZM65 72H66V71H65ZM90 72H91V71H90ZM153 72H154V71H153ZM175 72H176V71H175ZM178 72H179V71H178ZM178 72H177V73H178ZM191 72H192V71H191ZM255 72H256V71H255ZM127 73H128V72H127ZM142 73H143V72H142ZM91 74H92V73H91ZM99 74H100V73H99ZM128 74H129V73H128ZM144 74H146V73H144ZM167 74H168V73H167ZM173 74H174V73H173ZM199 74H200V73H199ZM260 74H263V72H262V73L260 72ZM73 75H74V74H73ZM84 75H85V74H84ZM84 75H83V76H84ZM102 75H103V74H102ZM111 75H113V74H111ZM157 75H158V73H157ZM162 75H163V74H162ZM164 75H165V74H164ZM164 75H163V76H164ZM193 75H194L195 77H194ZM70 76H71V75H70ZM77 76H78V75H77ZM122 76H123V75H122ZM139 76H140V75H139ZM168 76H169V75H168ZM176 76H177V75H176ZM180 76H181V75H180ZM199 76H200V75H199ZM238 76H240V75H238ZM125 77H126V76H125ZM172 77L174 78V75H173ZM216 77H217V78H216ZM236 77H237V76H236ZM236 77H235V78H236ZM251 77H252V76H251ZM251 77H249V78H251ZM259 77H260V76H259ZM261 77H263V75H261ZM261 77H260V78H261ZM83 78H84V77H83ZM139 78H140V77H139ZM159 78H160V76H159ZM215 78H216V79H215ZM239 78H240V77H239ZM239 78H238V79H239ZM253 78H251V79H253ZM81 79H82V78H81ZM85 79H86V78H85ZM116 79H117V78H116ZM133 79H134V78H133ZM177 79H178V78H177ZM231 79H230V80H231ZM258 79H259V78H258ZM261 79H262V78H261ZM88 80H89V79H88ZM183 80H182V81H183ZM219 80L221 81V79H219ZM254 80H255V79H254ZM259 80H260V79H259ZM95 81H96V80H95ZM182 81H181V83H182ZM198 81H199V80H198ZM220 81H219V83H220ZM239 81H241V80H239ZM251 81H252V80H251ZM255 81L257 82L258 80H255ZM262 81L264 82V78L262 79ZM96 82H97V81H96ZM183 82H184V81H183ZM217 82H218V80H217ZM237 82H238V81H237ZM242 82H243V81H242ZM258 82H260V81H258ZM83 83H84V82H83ZM169 83H170V82H169ZM174 83H175V82H174ZM176 83H177V82H176ZM176 83H175V85H176ZM223 83H222V84H223ZM249 83H250V82H249ZM105 84H106V83H105ZM116 84H117V83H116ZM142 84H143V83H142ZM165 84H166V83H165ZM196 84H199V85H196ZM208 84H209V85H208ZM215 84H216V82H215ZM215 84H214V85H215ZM256 84H257V83H256ZM72 85H73V84H72ZM77 85H78V84H77ZM159 85H160V84H159ZM206 85H207V86H206ZM212 85H213V84H212ZM214 85H213V86H214ZM238 85H239V86H238ZM251 85H252V84H251ZM251 85H250V86H251ZM253 85H254V84H253ZM257 85H258V84H257ZM261 85H262V83H261ZM263 85H264V83H263ZM99 86H100V85H99ZM105 86H106V85H105ZM176 86H178V85H176ZM195 86H196L197 90L195 89ZM198 86H200V87H198ZM203 86H205V87H207V88L205 89ZM208 86H210V87H208ZM215 86H216V85H215ZM215 86H214V89L212 88L213 92H212L211 90H210V92L214 93V92L216 91L215 88H217V87H215ZM217 86L219 87V84H218ZM241 86H244V87L246 86V88H247V87H248V82H246L245 84L242 83ZM250 86H249V87H250ZM77 87H78V86H77ZM79 87H80V88H79ZM79 87H78V89H82L81 86H79ZM84 87H85V86H84V84H83V89H84ZM86 87H87V86H86ZM202 87H203V89H205V90H202ZM249 87H248V88H249ZM253 87H254V86H253ZM253 87H252V89H253ZM259 87H260V84H259ZM259 87H256V88H259ZM263 87H264V86H263ZM94 88H95V87H94ZM250 88H251V87H250ZM261 88H262V86H261ZM172 89H173V87H172ZM200 89L202 90V92H204V94L201 92ZM218 89H219V88H218ZM252 89H251V91H252ZM259 89H260V88H259ZM86 90H87V89H86ZM158 90H159V89H158ZM179 90H180V89H179ZM188 90H187V91H188ZM243 90H244V89H242V91H243ZM75 91H76V90H75ZM87 91H88V90H87ZM117 91H118V90H117ZM130 91H131V90H130ZM245 91H246V90H245ZM245 91H243V93H244V94H243V97H244V98H245V96H246V95H245L246 92H248V93L251 92V91L249 92V89H248L246 92H245ZM256 91H257V92H256ZM260 91H261V90H260ZM70 92H71V91H70ZM82 92H83V91H82ZM85 92H86V91H85ZM225 92H224V93H225ZM255 92L258 93L259 90H256V89H255ZM255 92H254V94L256 95ZM262 92L264 93V90H263ZM262 92H261V93H262ZM80 93H81V91H80ZM100 93H101V92H100ZM102 93H103V92H102ZM131 93H132V92H131ZM184 93H185V92H184ZM224 93H222V94H223V95H227V94H224ZM252 93H253V92H252ZM82 94L84 95V93H82ZM119 94H120V93H119ZM125 94H126V93H125ZM207 94H209V92H208ZM216 94H217V93H216ZM218 94H217V95H218ZM254 94H253V95H254ZM70 95H71V94H70ZM75 95H76V94H74V96H75ZM79 95H80V94H78L77 96H79ZM93 95H94V94H93ZM134 95H135V94H134ZM209 95H212V94H209ZM230 95H231V94H229L228 96H230ZM232 95H233V94H232ZM258 95H259V94H258ZM260 95H261V94H260ZM74 96L72 95V98H73ZM100 96H101V95H100ZM103 96H104V95H103ZM182 96H183V95H182ZM220 96H221V94L218 95L217 98L219 99ZM263 96H264V94H263ZM263 96H260L259 99L262 98V99L264 100ZM214 97H215V96H214ZM221 97H222V96H221ZM221 97H220V98H221ZM226 97H227V96H226ZM226 97H225V98H226ZM233 97H235V95H234ZM233 97H231V100L234 102V100L232 99ZM243 97H242V99H244ZM89 98H90V97H89ZM96 98H97V97H96ZM154 98H156V97H154ZM182 98H183V97H182ZM202 98H203V99H202ZM212 98H213V95H212ZM240 98H241V96H240ZM246 98H247V97H246ZM179 99H180V98H179ZM179 99H178V100H179ZM183 99H184V98H183ZM214 99H215V98H214ZM227 99H228V97H227ZM234 99H235V101H237V100H236V97H235ZM238 99H239V98H238ZM255 99L258 100L257 97L254 98V101H256ZM204 100H203V101H204ZM208 100H209V99H208ZM210 100H211V99H210ZM219 100H220V99H219ZM219 100H218V101H219ZM246 100H247V101H244V102L249 103V101H250V94H249V99H246ZM252 100H253V98H252ZM89 101H90V100H89ZM94 101H95V100H94ZM100 101H102V100H100ZM109 101H110V100H109ZM123 101H124V100H123ZM126 101H127V100H126ZM161 101H162V99H161ZM203 101H202V102H203ZM213 101L215 102V100H213ZM213 101H210V102H213ZM218 101H216L217 104H218ZM225 101H227V100H225ZM242 101H243V100H242ZM258 101H260V100H258ZM258 101H257V102H258ZM154 102H155V101H154ZM158 102H159V101H158ZM178 102H179V101H178ZM186 102H185V105H187ZM202 102H201V103H202ZM219 102L222 104V103H223V102H222V99H221V101H219ZM228 102H229V99H228ZM244 102H243V104H244ZM250 102H251V101H250ZM257 102H255V103H257ZM92 103H93V102H92ZM108 103H109V102H108ZM151 103H152V102H150L149 104H151ZM198 103H199L200 105H198V109H195V106L197 107V104H198ZM205 103H207V101H205ZM216 103H215V104H216ZM238 103H240V102H238ZM262 103H263V102H262ZM97 104H98V103H97ZM100 104H101V103H100ZM203 104H204V103H203ZM211 104H212V103H211ZM215 104H212V105L214 106ZM227 104H228V103H227ZM231 104H232L231 107H234V106H235L234 109H236V105H238V104H236V102H235L236 105H233L234 103H229L228 106H230ZM240 104H242V103H240ZM257 104H258V103H257ZM118 105H120V104H118ZM138 105H139V104H138ZM183 105H184V104H183ZM206 105L208 106L209 104H206ZM218 105L220 106V104H218ZM225 105H226V102H225ZM262 105H264V104H261V107H263ZM95 106H96V105H95ZM95 106H94V107H95ZM105 106H106V105H105ZM146 106H147V105H146ZM193 106H194V109H195V110L193 109ZM202 106H203V105H202ZM213 106H212V108H213ZM223 106H224V105H223ZM238 106H239V108H240L241 105H238ZM242 106H243V105H242ZM244 106H246V104H245ZM247 106H248V105H247ZM247 106H246V107H247ZM119 107H120V106H119ZM122 107H123V106H122ZM129 107H130V106H129ZM143 107H144V106H143ZM174 107H175V106H174ZM179 107H180V106H179ZM199 107H200V108H199ZM205 107H206V106H205V104H204V106H203L202 109H204ZM215 107H216V105H215ZM217 107H218V106H217ZM104 108H105V107H104ZM104 108H103V109H104ZM115 108H116V107H115ZM159 108H160V107H158V109H159ZM225 108H226V107H225ZM225 108H224V109H225ZM247 108H248V107H247ZM84 109H85V107H84ZM160 109H161V108H160ZM162 109H163V108H162ZM177 109H178V108H177ZM213 109H214V108H213ZM213 109H210V110L213 111ZM217 109H218V108H217ZM226 109H228V107H227ZM229 109H230V108H229ZM229 109H228V110H229ZM232 109H233V108H232ZM242 109H244V108H242ZM251 109H252V108H251ZM251 109L249 108V111H250ZM253 109H254V108H253ZM255 109H256V111H254V112H257V111H258L257 108H255ZM118 110H119V109H118ZM129 110H130V109H129ZM179 110H180V109H179ZM181 110H182V109H181ZM196 110L199 111V112H196ZM206 110H208V109H206ZM214 110H215V109H214ZM219 110H221V108H219ZM219 110H217V111H219ZM230 110H231V109H230ZM230 110H229V111H230ZM239 110H241V108L238 109L237 111H239ZM244 110H245V109H244ZM260 110H262V109H260ZM92 111H93V110H92ZM107 111H108V110H107ZM157 111H158V110H157ZM202 111H204V110H202ZM212 111H211V112H212ZM222 111H223V109H222ZM226 111H227V110H226ZM234 111H235V110H234ZM247 111H248V109H247ZM119 112H120V111H119ZM158 112H159V111H158ZM160 112H161V111H160ZM204 112H206V111H204ZM207 112H208V111H207ZM220 112H221V111H220ZM108 113H109V112H108ZM129 113H130V112H129ZM180 113L182 114V111H181ZM201 113H202V112H201ZM201 113H200V114H201ZM214 113H217V112H214ZM222 113H224V112H222ZM228 113L231 114V111L228 112ZM232 113H234V115H235V112H232ZM246 113H247V112H246ZM251 113H252V112H251ZM251 113L249 114V112H248L249 115H251ZM153 114H155V113H153ZM181 114H180V115H181ZM200 114H199V115H200ZM211 114H213V113H211ZM243 114H244V112H243ZM85 115H86V114H85ZM110 115H111V114H110ZM132 115H133V114H132ZM176 115H178V114H176ZM180 115H179V116H180ZM217 115H218V114H217ZM219 115H220V113H219ZM219 115H218V116H219ZM224 115H225V113H224ZM226 115H227V113H226ZM241 115H242V114H241ZM241 115H240V116H241ZM112 116H113V115H112ZM136 116H137V115H136ZM153 116H154V115H153ZM201 116H202V115H200V117H201ZM206 116L209 117L210 114H209V116H208V115H206ZM206 116H205V113H204V117H205V118H203L204 121H205V119L207 118ZM212 116H213V115H212ZM218 116L215 117V115H214L213 117L218 118ZM247 116H248V115H247ZM247 116H246L243 120H241V118L239 117L238 121H239V120H241V121H245V119L248 118ZM255 116H256V113H255ZM255 116H253V117H255ZM128 117H129V116H128ZM131 117H132V116H131ZM147 117H148V116H147ZM150 117H151V116H150ZM195 117H196L197 120L195 119ZM200 117H199V118H200ZM202 117H203V116H202ZM202 117H201V118H202ZM221 117H223V115H221V116L218 118V119H220V121H221ZM237 117H238V116H235V118H237ZM241 117H242V116H241ZM243 117H244V116H243ZM251 117H252V115H251ZM256 117H258V116H256ZM262 117H263V116H262ZM107 118H108V117H107ZM109 118H110V117H109ZM133 118H134V117H133ZM133 118H132V119H133ZM141 118H142V117H141ZM144 118H145V117H144ZM210 118H211V116H210ZM225 118H226V117H225ZM231 118H232V117H231ZM249 118H250V117H249ZM249 118H248V120H250ZM172 119H173V118H172ZM212 119H213V118H212ZM212 119H211V120H212ZM222 119H223V118H222ZM254 119H255V118H254ZM254 119L252 118L253 121H254ZM256 119H259V118H256ZM73 120H74V119H73ZM158 120H159V119H158ZM200 120H201V119H200ZM226 120H228V119H226ZM234 120H235V119H234ZM236 120H237V119H236ZM260 120H261V119H260ZM260 120H258V121H260ZM263 120H264V118H263ZM74 121H75V120H74ZM133 121H135V120H133ZM144 121H146V120H144ZM144 121H143V122H144ZM177 121H178V120H177ZM179 121H182V119L179 120ZM201 121H202V120H201ZM204 121H202V122H203L202 125H204ZM207 121H209V120H207ZM214 121L217 123L216 120H214ZM214 121H212L211 123H210V121H209L208 123L213 124ZM222 121H223V120H222ZM222 121H221V122H222ZM229 121L233 123V118L230 119ZM246 121H247V120H246ZM246 121H245V122H246ZM258 121H257V122H258ZM135 122H136V121H135ZM160 122H161V121H160ZM175 122H176V121H175ZM223 122H225V120H224ZM234 122L237 124L236 121H234ZM250 122H251V120H250L248 123H250ZM261 122H262V120H261ZM138 123H139V122H138ZM161 123H162V122H161ZM177 123H178V122H177ZM180 123H181V122H180ZM206 123H207V122H206ZM208 123H207V124H208ZM216 123H214L213 125H215ZM225 123L227 124L228 122H225ZM225 123H224V124L221 123V124H223V125L225 126ZM240 123H241V124H239V126L243 124V122H240ZM246 123H247V122H246ZM253 123H255V121H254ZM253 123H252V125H253ZM263 123H264V121H263ZM263 123H262V124H263ZM88 124H89V123H88ZM90 124H91V123H90ZM123 124H124V123H123ZM131 124H132V123H131ZM175 124H176V123H175ZM200 124H201V123H200ZM221 124H220V122H218V124H217L218 127H220L219 125H221ZM230 124H231V123H230ZM244 124H245V123H244ZM250 124H251V123H250ZM259 124H260V123H259ZM71 125H72V124H71ZM127 125H128V124H127ZM135 125H136V123H135ZM161 125H162V124H161ZM165 125H166V124H165ZM170 125H171V124H170ZM184 125H185V126H184ZM202 125H201V126H202ZM228 125H229V123H228ZM232 125H233V124H231V126H232ZM234 125H235V124H234ZM245 125H247V124H245ZM248 125H249V124H248ZM260 125H261V124H260ZM106 126H107V125H106ZM132 126H133V125H132ZM137 126H138V124H137ZM137 126H136V127H137ZM153 126H154V124H153ZM180 126H181V125H179V128L176 129L177 131H178L179 129H181ZM194 126H195V125H194ZM199 126H200V125H199ZM201 126H200V130H203V129H201ZM224 126H223V127H224ZM226 126H227V125H226ZM226 126H225V127H226ZM229 126H230V125H229ZM237 126H238V125H237ZM257 126H258V124H257ZM262 126H263V125H261V126H259V127L261 128ZM93 127H94V126H93ZM155 127H156V126H155ZM167 127H168V126H167ZM196 127H197V126H196ZM206 127H207V125L205 126V128H206ZM213 127L215 128V126H213ZM218 127H217V128H218ZM221 127H222V125H221ZM225 127H224V128H225ZM227 127H228V126H227ZM243 127H244V125H243ZM243 127H242V128H243ZM101 128H102V127H101ZM104 128H105V127H104ZM133 128H134V127H133ZM140 128H141V127H140ZM149 128H150V127H149ZM176 128H177V127H176ZM224 128H223V131L228 129V128H226V129H224ZM230 128H231V127H230ZM230 128H229V129H230ZM252 128H254V126H253ZM255 128H257V127H255ZM255 128H254V129H255ZM260 128H259V129H260ZM71 129H72V128H71ZM135 129H136V128H135ZM144 129H145V128H144ZM235 129H236V131H237V132H236V131H235V132L239 134V132L241 131V130H240L241 128H240V129H239V128H235ZM123 130H124V129H123ZM132 130H133V129H132ZM195 130L197 131V129H194V130L192 129V130H191L192 134H193V132H195ZM218 130H219V129H217V132H219ZM220 130H222V129L220 128ZM232 130H233V127H232ZM232 130H231V133L233 132V134H234V130H233V131H232ZM238 130H240V131L238 132ZM251 130H252V129H251ZM255 130H256V129H255ZM257 130H258V129H257ZM72 131L74 132V129H73ZM101 131H102V130H101ZM137 131H138V130H137ZM141 131H142V130H141ZM141 131H140V133H141ZM153 131H154V130H153ZM189 131H190V130H189ZM204 131H205V130H204ZM223 131H222V133H223ZM227 131H228V130H227ZM253 131H254V130H253ZM260 131H261V132L264 131V130H263V127H262V130L260 129L259 131H256L257 134H258V132H260ZM78 132H80V131L78 130ZM142 132H143V131H142ZM160 132H161V131H160ZM170 132H171V131H170ZM185 132H186V131H185ZM202 132H203V131H202ZM213 132H214V131H213ZM225 132H226V131H225ZM229 132H230V131H228L227 133H229ZM74 133H75V132H74ZM99 133H100V132H99ZM121 133H122V132H121ZM175 133H176V132H175ZM189 133H190V132H189ZM189 133H188V134H189ZM198 133H199V132H198ZM219 133H220V132H219ZM240 133H241V132H240ZM253 133L255 134V131H254ZM253 133H252V134H253ZM263 133H264V132H263ZM263 133H262V134H263ZM96 134H97V133H96ZM127 134H128V133H127ZM194 134L197 135L196 132H195ZM204 134L206 135L207 133H204ZM204 134H203V135H204ZM257 134H256V136H257ZM74 135H75V134H74ZM80 135H81V132H80ZM98 135H99V134H98ZM120 135H121V134H120ZM124 135H125V134H124ZM135 135H136V134H135ZM139 135H141V134H139ZM183 135H184V134H183ZM189 135H191V133H190ZM211 135H212V133H211ZM230 135H232V134H230ZM235 135H237V134H235ZM235 135H234V136H235ZM75 136H77V132H76V135H75ZM193 136H194V135H193ZM206 136H207V135H206ZM253 136H255V135H253ZM259 136H260V135H259ZM78 137H79V136H78ZM78 137H76V139H78ZM120 137H121V136H120ZM120 137H119V138H120ZM173 137H174V136H173ZM183 137H185V136H183ZM186 137H187V139H188V136H187V135H186ZM201 137H202V135H201ZM201 137H197V138H201ZM204 137H205V136H204ZM207 137H209V134H208ZM236 137H237V136H236ZM260 137H261V136H260ZM262 137H263V136H262ZM79 138H81V136H80ZM122 138H123V137H122ZM138 138H139V137H138ZM148 138H149V137H148ZM171 138H172V137H171ZM191 138H193V137H191ZM191 138H190V142H189V143L192 145L191 142H193L194 140L192 139V141H191ZM194 138H196V137L194 136ZM228 138L230 139L229 136H228ZM233 138H234V137H233ZM253 138H255L256 141H257V139H259L258 136H257V138H256V137H253ZM253 138H252V139H253ZM263 138H264V137H263ZM74 139H75V137H74ZM74 139H72V142H73V143L75 142ZM127 139H128V138H127ZM129 139H130V138H129ZM178 139H179V138H178ZM184 139H185V138H184ZM187 139H186V141L189 140V139H188V140H187ZM205 139H206V137H205ZM205 139L201 138V140H204V141H205ZM207 139H208V138H207ZM260 139H262V138H260ZM80 140H81V139H80ZM176 140H177V139H176ZM195 140H196V139H195ZM197 140L199 141V139H197ZM201 140H200V141H201ZM230 140H231V139H230ZM146 141H147V140H146ZM150 141H151V140H150ZM180 141H181V140H180ZM207 141H208V140H207ZM207 141H206V142H207ZM226 141H227V139H226L224 142H226ZM258 141H259V140H258ZM258 141H257V142H258ZM263 141H264V139L262 140V143H263ZM202 142H203V141H202ZM202 142H200V144H201ZM208 142H209V141H208ZM224 142H223V143H224ZM260 142H261V140H260L259 143H258L259 145H260ZM75 143H76V142H75ZM75 143H74V144H75ZM78 143H79V142H78ZM140 143H141V142H140ZM175 143H176V141H175ZM187 143H188V142H186V146H187ZM193 143H194L193 146H190V144H189V147H188V148H190V147H191V148H194L196 142L194 141ZM204 143H205V142H204ZM76 144H77V143H76ZM125 144H126V143H125ZM131 144H132V143H131ZM171 144H172V143H171ZM200 144H199V146L202 147V145H200ZM202 144H203V143H202ZM206 144H207V143H206ZM206 144H205V145H206ZM258 144H257V145H258ZM141 145L143 146V144H141ZM150 145H151V144H150ZM178 145H179V144H178ZM203 145H204V144H203ZM205 145H204V146H205ZM209 145H210V144H209ZM224 145H225V146L228 145L227 147L230 149L229 144L225 143ZM257 145H256V146H257ZM259 145H258V146H259ZM262 145H264V143H263ZM262 145H261V146H262ZM72 146H74V145H72ZM182 146H183V145H182ZM196 146H197V145H196ZM199 146H198L197 148H199ZM212 146H213V144H212ZM221 146H223V145H221ZM242 146H244V145H242ZM138 147H139V146H138ZM151 147H152V146H151ZM174 147H175V146H174ZM178 147H179V146H178ZM207 147L210 148L211 145L208 146V144H207L206 148H207ZM245 147H246V146H245ZM249 147H251V146L249 145ZM154 148H155V147H154ZM154 148H153V149H154ZM181 148H182V147H181ZM188 148H186V149L188 150ZM213 148H214V147H212V149H213ZM223 148H224V147H223ZM225 148H226V147H225ZM225 148H224V150H225ZM116 149H117V148H116ZM129 149H130V148H129ZM146 149H147V148H146ZM146 149H145V150H146ZM200 149H201L200 151L203 152L202 149L204 150L205 147H204V148H200ZM239 149H241V148H239ZM242 149L245 150L244 148H242ZM260 149H261V148H260ZM262 149H263V148H262ZM262 149H261V150H257V149H256V150H255V151H256V154L259 155V154L262 152ZM93 150H94V149H93ZM124 150H125V149H124ZM142 150H143V149H142ZM147 150H148V149H147ZM174 150H175V149H174ZM249 150H250V149H249ZM252 150H253V149H252ZM263 150H264V149H263ZM73 151H74V150H73ZM132 151H133V150H132ZM194 151H195V150L189 149V153H190V155L187 154L188 151L186 152V154L188 155L187 160H188V161L190 162V164L192 165V166L187 165V166H189V167H188L189 169H188V168H187V169H188V171L191 170L192 172H194V173L196 174V176H197V174H198V176H197L198 178H196V179H197V182H198L197 184H199L200 181H201V177H202L201 174H203L204 171H205L206 169L204 168V164L202 165V163H200V162H201L202 160H204V159L199 160V164L203 166V169H205V170H203V171L201 170L202 168L200 167V165H197V164L195 163V159H197V158H195V156H196L195 152H196V151H195V152H194ZM229 151H231V150H229ZM232 151H233V150H232ZM235 151H236V150H235ZM247 151H248V150H247ZM247 151H246V152H247ZM74 152H75V151H74ZM76 152H77V151H76ZM145 152H146V151H145ZM145 152H144V153H145ZM171 152H172V151H171ZM171 152H170V154H171ZM201 152H200V154H202ZM205 152H206V151H205ZM205 152H204V153H205ZM224 152L227 153V148H226V151H224ZM240 152H241V151H239V153H240ZM242 152H243V151H242ZM242 152H241V153H242ZM246 152H245V153H246ZM259 152H260V153H259ZM149 153H150V152H149ZM153 153H154V152H153ZM175 153H176V152H175ZM198 153H199V152H198ZM236 153H238V151H236ZM239 153H238V155H239ZM243 153H244V152H243ZM243 153H242V154H243ZM250 153H251V150H250ZM262 153L264 154V152H262ZM262 153H261V154H262ZM126 154H127V153H126ZM138 154H140V153H138ZM146 154H147V153H146ZM150 154H151V153H150ZM172 154H173V152H172ZM194 154H195V155H194ZM229 154H230V152L227 153V155H229ZM242 154H241V155H242ZM254 154H255V152L252 151V154H250L249 156L252 158V156H253ZM261 154H260L259 158L262 157V158L264 159V157H263L264 155H261ZM129 155H130V154H129ZM154 155H155V154H154ZM175 155H176V154H175ZM187 155H186V157H187ZM232 155H233V153H232ZM235 155H236V154H235ZM244 155H245V154H244ZM244 155H243V156H244ZM84 156H85V154H84ZM151 156H152V155H151ZM151 156H150V157H151ZM230 156H231V155H229L228 158H229ZM245 156H246V155H245ZM245 156H244V157H245ZM199 157H200V156H198V159H199ZM202 157H203V155H202ZM244 157H243V158H244ZM80 158H81V157H80ZM152 158H153V157H152ZM243 158L241 159L240 163H238L239 165L243 163V162H242ZM247 158H248V156H246V157L244 158V159H245V162H244L243 164L246 163ZM259 158H258V160H259ZM262 158H260V159H261L260 161H263ZM87 159H88V158H87ZM125 159H126V158H125ZM178 159H179V158H178ZM200 159H201V158H200ZM231 159H232L233 161L235 160L233 157H230V160H231ZM236 159H238V158H236ZM256 159H257V158H256ZM256 159H254V157H253V158H252V161L255 160V162H257ZM185 160H186V159H185ZM230 160H228L227 162H229V163L231 164L232 161L230 162ZM249 160H251V159L249 158ZM79 161H80V160H79ZM124 161H125V160H124ZM148 161H150V160H148ZM172 161H173V160H172ZM188 161H187V163H186V161H185V164H188ZM204 161H205V160H204ZM80 162H81V161H80ZM87 162H88V161H87ZM91 162H92V161H91ZM151 162H152V161H151ZM196 162H197V161H196ZM236 162H238V160H237ZM247 162H248V164H249V163H253V162H251V161H250V162L247 161ZM74 163L76 164V161H75ZM142 163H143V162H142ZM145 163H146V162H145ZM229 163H228V164H229ZM232 163H233V162H232ZM263 163H264V162H263ZM149 164H150V163H149ZM165 164H166V163H165ZM205 164H206V162H205ZM230 164L227 165V167L230 168V166H231ZM234 164L236 165L237 163H233V166H234V167H233V170L230 168V169L232 170V172H234V168H235V165H234ZM243 164H242V165H243ZM253 164H254V163H253ZM255 164H256V163H255ZM255 164H254V167H255ZM77 165H78V164H76V166H77ZM136 165H137V164H136ZM158 165H159V164H158ZM162 165H163V164H162ZM208 165H209V164H208ZM208 165H207V168L209 169V167H210L211 165H210L209 167H208ZM249 165H250V164H249ZM78 166H79V165H78ZM78 166H77L76 168H79ZM205 166H206V165H205ZM237 166H238V165H237ZM250 166H252V165H250ZM262 166L264 167V164H263ZM144 167H145V166H144ZM150 167H151V166H150ZM213 167H214V166H213ZM231 167H232V166H231ZM239 167H240V166H238V168H239ZM243 167H244V165H243ZM247 167H249V166H247V164H246V167H244V170H246ZM263 167H262V170H264ZM116 168H117V167H116ZM146 168H147V167H146ZM164 168H165V167H164ZM218 168H219V167H218ZM223 168H224V167H223ZM92 169H93V168H92ZM94 169H95V168H94ZM162 169H163V168H162ZM175 169H176V168H175ZM227 169H228V168H227ZM227 169H226V170H225V168H224V170L222 169L223 171H226L225 173H223V172H222V173H223V174L229 173V172H227V171H229L230 169H228V170H227ZM76 170H77V169H76ZM113 170H114V168H113ZM211 170H212V169H211ZM213 170H214V168H213ZM216 170H218V169L215 167V171H216ZM219 170H220V168H219ZM254 170H255V169H254ZM256 170H257V169H256ZM151 171H152V170H151ZM162 171H163V170H162ZM169 171H170V170H169ZM171 171H172V170H171ZM215 171L213 172V174H214V173L216 174V172H218V171H216V172H215ZM235 171H236V169H235ZM242 171H243V170H242ZM246 171H248V170H246ZM155 172H156V171H155ZM186 172H187V170H186ZM202 172H203V173H202ZM208 172H209V170H207L206 175L208 174ZM237 172H238V173H237ZM237 172H235V174L237 173V175H238L241 171L239 172V171L237 170ZM259 172H261V170L258 169V174H259ZM74 173H75V172H74ZM76 173H77V171H76ZM152 173H153V172H152ZM190 173H191V172H190ZM261 173H262V172H261ZM111 174H112V173H111ZM150 174H151V172H150ZM191 174H193V173H191ZM204 174H205V173H204ZM204 174H203V175H204ZM209 174L211 175V171H210ZM209 174H208V176L210 177ZM213 174H212V176H213ZM218 174L220 175V177L217 176V177H218V180H217V178H216V175H214L216 181H215L214 179H211V178L209 179V178H207V176L205 175V176H203V177H206V178L208 179V181L211 180L210 182L207 181V182H208L207 184H205V183H204L205 181H204L203 183H204L205 185H204V184L202 185V184L200 183L201 185H191L192 187H190V188L187 186V187L189 188V190H188L189 192L187 191V194H189V196L192 197V199H193L192 201H194V199H195V200H199V199L205 198V199H208V200H209V202H210L209 204H211V205H214V204L217 203V202H219V203L222 202V201L218 200V199H220V198H217V196L219 195L218 193L220 192L221 188H224L225 186L229 187V184H228L227 181H224V180L222 179L223 177H221V176H223V174L221 175V173H219V172H218ZM229 174H230V173H229ZM233 174H234V173H233ZM74 175H75V174H74ZM144 175H145V174H144ZM189 175H190V174H189ZM237 175H236V176H237ZM261 175H262V174H261ZM71 176H72V175H71ZM114 176H115V175H114ZM114 176H113V177H114ZM117 176H118V178H119V175H117ZM146 176H148V175H146ZM164 176H165V175H164ZM173 176H174V175H173ZM193 176H195V175L193 174ZM228 176H229V175H227V177H228ZM236 176H235V177H236ZM242 176H244V175H242ZM246 176H247V175H246ZM103 177H104V176H103ZM107 177H108V176H107ZM107 177H106V179H105V177H104L105 181L107 180ZM115 177H116V176H115ZM166 177H167V176H166ZM188 177H190V176H188ZM225 177H226V176H225ZM235 177H234V179H236ZM239 177H240V176H239ZM239 177H238V178H239ZM262 177H263V176H261V178H262ZM212 178H214V177H212ZM228 178L230 179V177H228ZM73 179H74V177H73ZM142 179H143V178H142ZM174 179H175V178H174ZM174 179H173V180H174ZM189 179H190V178H189ZM189 179L187 178V180H189ZM192 179H193V178H192ZM192 179H191V181H192ZM194 179H195V178H194ZM232 179H233V177H231V180H230V181H229L227 178H226L225 180H228L229 183H230L231 181H233ZM239 179H240V178H239ZM241 179L244 180V181L246 180L245 178H241ZM203 180H205V179L203 178L202 181H203ZM242 180H241L242 185H243V184H246V181H245V183H243L244 181L242 182ZM262 180H263V179H262ZM75 181H76V180H75ZM130 181H131V180H130ZM191 181H190V182H191ZM202 181H201V182H202ZM235 181H236V180H235ZM78 182H79V181H76L75 184H73L71 187H73L74 189H76V187H77L78 184H79ZM108 182H109V181H108ZM137 182H138V181H137ZM167 182H168V180H167ZM170 182H171V181H170ZM193 182L195 183L196 180L193 181ZM238 182L240 183V181H238ZM238 182H237V184H238ZM72 183H74V181H73ZM111 183H112V182H111ZM232 183H233V182H231V185H230V186H232ZM241 183H240V185H241ZM249 183H250V182H249ZM249 183H248V184H249ZM256 183H257V182H256ZM102 184H103V183H102ZM102 184H100V185H102ZM129 184H130V183H129ZM143 184H144V183H143ZM188 184H190V183H188ZM235 184H236V183H234V185H235ZM106 185H107V184H106ZM165 185H166V184H165ZM170 185H171V184H170ZM186 185H187V183H186ZM240 185H239V186H240ZM252 185H253V184H252ZM129 186H130V185H129ZM145 186H146V185H145ZM246 186L248 187V185H246ZM249 186H250V185H249ZM98 187H99V186H98ZM100 187H101V186H100ZM105 187H106V186H105ZM120 187H121V185H120ZM149 187H150V186H149ZM160 187H161V186H160ZM172 187H173V186H172ZM187 187H185V188L187 189ZM227 187H226V188H227ZM235 187H237V185H235L233 188H235ZM241 187H242V186H241ZM241 187H239V188H241ZM243 187H244V186H243ZM101 188H103V186H102ZM118 188H119V187H118ZM226 188H225V189H226ZM237 188H238V187H237ZM115 189H116V188H115ZM158 189H159V187H158ZM208 189L211 191V193H210V192L208 193ZM230 189H232V187H231ZM235 189H236V188H235ZM235 189H234V190H235ZM242 189H243V188H242ZM248 189H251V188L248 187ZM252 189H253V188H252ZM72 190H73V189H72ZM97 190H98V189H96V191H97ZM102 190H103V189H102ZM102 190H101V191H102ZM131 190H132V189H131ZM156 190H157V188H156ZM179 190H180V189H179ZM218 190H219V192H218ZM234 190H233V192H235ZM236 190H237V189H236ZM244 190H245V187H244ZM70 191H71V190H70ZM73 191H74V190H73ZM73 191H72V192H73ZM96 191H95V192H96ZM181 191H184V190H181ZM181 191H180V192H181ZM223 191H224V190L222 189V192L220 193V194H221V197H223V196H222ZM229 191H230V190H229ZM238 191H241V190L238 189ZM249 191H251V190H249ZM249 191L245 190V192H244V191H241V192H242V194H243V192H244V193L246 194L245 197H247V196H248L247 193L250 194ZM97 192H98V191H97ZM97 192H96V194H97ZM105 192H106V191H105ZM184 192H185V191H184ZM225 192H226V190H225ZM225 192H224V193H225ZM227 192H228V189H227ZM231 192H232V191H231ZM107 193H108V192H107ZM156 193H157V192H156ZM156 193H155V194H156ZM235 193H236V192H235ZM94 194H95V193H94ZM141 194H142V193H141ZM148 194H149V193H148ZM161 194H162V193H161ZM182 194H183V193H182ZM182 194H180V197H181ZM184 194H185V193H184ZM187 194H186V195H187ZM228 194H229V193H228ZM228 194L226 193V195H227V199H228ZM101 195H102V194L99 193L98 196H97V195H96V197L93 196V197H95V199H94V200L92 199V202H91V203H90V202L88 203V201H87V203H88V205H86V207L88 208V209H87V210H88L87 214H88L89 212H91V214H92V212H93V214H94V212L97 214V213L100 211V209L103 210V208H100L101 206H104V209H105V206L107 207V205L110 204V201L108 202V200H107V202L104 203V205H101L100 199L103 197V196H101ZM232 195H233V194H232ZM236 195H237V193H236ZM250 195H251V194H250ZM250 195H249V199H250V202H251L252 200H251V198H250ZM106 196H107V195H106ZM106 196H105V197H106ZM156 196H157V195H156ZM182 196H183V195H182ZM234 196H235V195H234ZM142 197H143V196H142ZM193 197H194V198H193ZM225 197H226V196H225ZM229 197H231L230 194H229ZM238 197H239V196H238ZM241 197H242V195H241ZM243 197H244V195H243ZM251 197H254V196L251 195ZM103 198H104V197H103ZM107 198H108V196H107ZM107 198H106V199H107ZM154 198H155V197H154ZM165 198H166V197H165ZM181 198H185V197H181ZM188 198H189V197H188ZM236 198H237V197L235 196L234 199H232V198H230V199L233 200V201H238V200H235ZM262 198H263V197H262ZM104 199H105V198H104ZM140 199H141V198H140ZM143 199H144V198H143ZM143 199H142V200H143ZM156 199H158V198H155V201H156ZM161 199H162V198H161ZM222 199H223V201H224V198H222ZM227 199H226V200H227ZM238 199H239V198H238ZM240 199H241V198H240ZM240 199H239V200H240ZM249 199H248V200H249ZM252 199H253V198H252ZM254 199H255V197H254ZM90 200H91V199H90ZM163 200H164V199H163ZM181 200H182V199H181ZM186 200H188L187 197H186ZM189 200H190V199H189ZM208 200H207V202H208ZM231 200H230V202H232ZM242 200H243V202H241V203L243 204L245 200H244V198H243ZM255 200H256V199H255ZM255 200H254V201H255ZM260 200H261V199H259L258 201L260 202ZM101 201H104V200L101 199ZM165 201H166V200H165ZM178 201H179V200H178ZM201 201H202V200H201ZM201 201H200V204H199L200 206H201V204H202ZM228 201H229V200H227V203H228ZM147 202H148V201H147ZM159 202H160V201H159ZM170 202H171V201H170ZM179 202H180V201H179ZM195 202H196V201H194V204H195ZM197 202H198V201H197ZM197 202H196V203H197ZM255 202H256V201H255ZM85 203H86V202H85ZM111 203H113V202H111ZM115 203H117V202H115ZM123 203H124V202H123ZM123 203H122V204H123ZM136 203H137V202H136ZM181 203H182V202H181ZM186 203H187V202H186ZM188 203L190 204V202H188ZM198 203H199V202H198ZM198 203H197V204H198ZM219 203H218V205H220ZM222 203H223V202H222ZM224 203H225V202H224ZM239 203H240V202H239ZM239 203H237V204H239ZM252 203H253V201L251 202V205H252ZM113 204H114V203H113ZM137 204H139V203H137ZM182 204H184V203H182ZM189 204H186V205L188 206ZM191 204H192V203H191ZM203 204H205V206H207V205H206V204H207V203H206V200H205V203H203ZM203 204H202V206H204ZM209 204H208V205H209ZM231 204H232V203H231ZM231 204H230V206H231ZM234 204H235V202H233V206H234ZM242 204H241V205H242ZM98 205H99V208H100V209L97 207ZM111 205H112V204H111ZM114 205H115V204H114ZM118 205H119V204H118ZM153 205H156V202H155ZM184 205H185V204H184ZM199 205H198V206H199ZM215 205H217V204H215ZM224 205L226 206V204H224ZM235 205H236V204H235ZM249 205H250V203H249ZM249 205H248L247 207H249ZM254 205H255V203H254ZM254 205H253V206H254ZM83 206H84V205H83ZM125 206H126V205H125ZM142 206H143V204H142ZM159 206H160V205H159ZM162 206H163V205H162ZM193 206H195V205H193ZM200 206H199V207H200ZM225 206L223 207L222 205H220V207H223V208H225ZM228 206H229V204H228ZM237 206H238V205H237ZM237 206H235V207L237 208ZM239 206H240V204H239ZM239 206H238V207H239ZM242 206H243V205H242ZM256 206H257V205H256ZM256 206H255V208H256ZM152 207H153V206H152ZM155 207H158V205L155 206ZM190 207L192 208V206H190ZM195 207H196V206H195ZM195 207H193V208H194V212H195ZM210 207H211V208H210V212H209V213H211V209H213L214 206H213V207L210 206ZM243 207H245V206H243ZM243 207L240 206L241 209H242ZM259 207H261V206H259ZM97 208L99 209L98 212L95 211V210H97ZM163 208H164V207H163ZM169 208H170V207H169ZM186 208H187V207H186ZM186 208H185V209H186ZM191 208L188 209L190 212H191ZM197 208H198V207H197ZM203 208H204V207H203ZM203 208H202V209H203ZM208 208H209V207H208ZM215 208H216V206H215ZM217 208L219 209V207H217ZM231 208H232V207H231ZM240 208H239V209H240ZM250 208H251V207H250ZM253 208H254V207H253ZM253 208H252L251 211L255 212V210H253ZM138 209H139V207H138ZM154 209H155V208H154ZM161 209H162V208H160V210H161ZM185 209H184V214L187 212V211H185ZM202 209L200 208L201 211H202ZM218 209H217V210H218ZM233 209H234V207L232 208V211H233ZM243 209H244V208H243ZM256 209H257V208H256ZM260 209H261V208H260ZM90 210H91V211H90ZM109 210H110V208H109ZM165 210H166V209H165ZM167 210H168V209H167ZM198 210H199V209H198ZM200 210H199V211H200ZM205 210H206V209H205ZM237 210H238V209H237ZM105 211H106V210H105ZM134 211H135V210H134ZM189 211H188V212H189ZM207 211H208V209H207ZM238 211H239V210H238ZM241 211H242V210H241ZM248 211H250V210H248ZM257 211H258V210H257ZM100 212H101V211H100ZM106 212H107V211H106ZM120 212H121V211H120ZM164 212H165V211H164ZM192 212H193V211H192ZM197 212H198V211H197ZM197 212H195V213L197 214ZM205 212H206V211H204V215H205V214H206V215L209 214V213H205ZM212 212H213V211H212ZM218 212H219V214H214V213H213L214 216H215V215H219V216H220V213L222 214V211H221V212L218 211ZM218 212H217V213H218ZM234 212H235V209H234ZM234 212H233V215H236V214L239 213V212L236 211L237 213L234 214ZM242 212H243V211H242ZM259 212H260V211H259ZM104 213H105V212H104ZM112 213H113V212H112ZM153 213H155V215L158 216V217H159V215L161 214V213L158 212V210H156V211L153 212ZM223 213H224V212H223ZM231 213H232V212H231ZM240 213H241V212H240ZM250 213H251V212H250ZM91 214H90V213L88 214V217H90V220H91V219L93 220L95 217H96V218H99V214H98L97 216L95 215V217H93V218H91ZM102 214H103V211H102V213H101V218L98 219V220H102L101 222L104 221V220L102 219V216H103ZM166 214H167V213H166ZM187 214H188V213H187ZM192 214H193V213H192ZM192 214H191V216H190L189 218H192V219H193L192 216H194V215H192ZM196 214H195V215H196ZM199 214H201V213H199ZM242 214L245 215V210H244V213H242ZM251 214L254 215V216H255V219H256L257 215H255V214H253V213H251ZM261 214H262V213H261ZM78 215H79V214H78ZM89 215H90V216H89ZM124 215H125V214H124ZM127 215H128V214H127ZM147 215H148V214H147ZM188 215H189V214H188ZM188 215H187V216H188ZM225 215H226V214H225ZM239 215H240V214H239ZM249 215H250V214H249ZM262 215H263V216H262V219L264 220V218H263V217H264V214H262ZM83 216H85V215H83ZM92 216H93V215H92ZM106 216H107V215H106ZM115 216H116V215H115ZM133 216H134V215H133ZM133 216H132V217H133ZM162 216H165V215H162ZM162 216H161V217H162ZM197 216H198V218H196V219H198V222H202L203 220L201 221V220H199V219H200L201 217H203V214L200 215V216H201L200 218H199V215H197ZM207 216H208V215H207ZM210 216L212 217V215H209L208 217H210ZM214 216H213V218H214ZM219 216L215 217V219H216V218L218 219ZM222 216H223V217H222ZM236 216H237V215H236ZM247 216H248V215L246 214L245 217H243V216H242V217L239 216V217H237V218H239L238 220L242 222L243 220H245V219L248 218ZM254 216H252L253 219H254ZM259 216H261V215H259ZM85 217H87V216H85ZM104 217H105V216H103V218H104ZM132 217H131V218H132ZM144 217H145V216H144ZM144 217H143V218H144ZM181 217H182V216H180L179 218H181ZM185 217H186V214H185ZM194 217H195V216H194ZM204 217H205V216H204ZM211 217H210V219H211ZM221 217L224 218V214H222ZM221 217H220V219H221ZM227 217H229V216H227ZM230 217H231V216H230ZM230 217H229V218H230ZM83 218H84V217H83ZM108 218H109V217H108ZM108 218H106V219H108ZM134 218H135V217H134ZM159 218H160V217H159ZM171 218H172V217H171ZM182 218H183V217H182ZM189 218H186L187 221H188ZM205 218H207V217H205ZM213 218H212V219H213ZM237 218H235V219H237ZM257 218H259V217H257ZM86 219H87V218H86ZM156 219H157V218H156ZM156 219H155V220H156ZM162 219H163V217H162ZM172 219H173V218H172ZM186 219H184V220L186 221ZM192 219H191V220H192ZM194 219H195V218H194ZM194 219H193V220H194ZM196 219H195V220H196ZM207 219H208V218H207ZM253 219H252V220H253ZM255 219H254L253 221H255ZM260 219H261V218H260ZM260 219H259V221H261ZM94 220L96 221V219H94ZM132 220H133V219H132ZM193 220H192V221H193ZM208 220H209V219H208ZM231 220H233V219L231 218ZM231 220H229V221H231ZM248 220H249V222L246 221L247 223L245 222L244 224L249 226V224H250V220H251V219H248ZM256 220H257V219H256ZM86 221H88V220H86ZM151 221H152V220H151ZM180 221L182 222L183 220H180ZM192 221H191V223H192ZM211 221H212V220H211ZM213 221H214V219H213ZM216 221H217V220H216ZM220 221H223V220H222V219H221V220H218V222H220ZM239 221H238V222H239ZM96 222H97V221H96ZM99 222H100V221H99ZM134 222H135V221H134ZM157 222H158V220H157ZM178 222H179V221H178ZM196 222H197V221H196ZM198 222L196 223L197 225H198ZM204 222H205V221H203V223H199V224H205ZM207 222H208V223H211V222H209V221H207ZM214 222H215V221H214ZM231 222H232V221H231ZM234 222H235V221H234ZM234 222H233V223H234ZM236 222H237V221H236ZM238 222H237V224H238V225H237V228H239V224H241L240 222H239V223H238ZM125 223H126V222H125ZM158 223H160V221H159ZM179 223H180V222H179ZM189 223H190V220H189L188 224H189ZM191 223L189 224L190 226H192ZM208 223H207L206 225H208ZM224 223H226V222H224ZM224 223L221 222L220 224L222 225V224H224ZM227 223H228V222H227ZM229 223H230V222H229ZM248 223H249V224H248ZM251 223H253V222L251 221ZM99 224H100V223H99ZM144 224H145V223H144ZM166 224H167V223H166ZM193 224H194V222H193ZM214 224H219V223H214ZM214 224H212V225L210 224L208 229H211V228L213 227ZM258 224H259V223H258ZM258 224L256 225V222H255L254 224H251V225L258 226V228H259V232H260V230H262V229H260V227H259L260 225H258ZM127 225H128V224H127ZM182 225H183V224H182ZM189 225H188V228H189ZM233 225L235 226V223H234ZM245 225H244V226H245ZM116 226H117V225H116ZM193 226H194V225H193ZM210 226H212V227H210ZM219 226H220V225H219ZM228 226H229V225H228ZM228 226H227V227H228ZM244 226H243V227H244ZM254 226H253V227H254ZM77 227H79V226H77ZM80 227H81V226H80ZM102 227H104V226H102ZM184 227H185V226H184ZM198 227H199V226H197V228H198ZM200 227H201V226H200ZM216 227H217V225H215L213 228H216ZM220 227H222V226H220ZM229 227L232 228L231 225H230ZM243 227H241V229H242ZM245 227H246V226H245ZM250 227H251V226H250ZM250 227H249V228H250ZM253 227H252V228H253ZM261 227H262V226H261ZM74 228H75V226H74ZM82 228H83V227H82ZM100 228H101V224H100ZM100 228H99V230H100ZM107 228H108V226H107ZM114 228H115V227H114ZM186 228H187V227H186ZM192 228H193V227H192ZM192 228H191V229H192ZM195 228H196V227H194L193 230H194ZM204 228H207V227H204ZM213 228H212V229H213ZM223 228H224V227H223ZM230 228H229V229H230ZM258 228H257V229H258ZM80 229H81V228H80ZM181 229H182V228H181ZM216 229H217V228H216ZM219 229H220V228H219ZM233 229H234V227H233ZM244 229H245V228H244ZM246 229H247V228H246ZM73 230H75V229H73ZM188 230H189V229H188ZM188 230H187V231H188ZM195 230H197V229H195ZM221 230H222V229H221ZM224 230H225V229H224ZM238 230H239V229H238ZM238 230H237V231H238ZM263 230H264V227H263ZM117 231H118V230H117ZM165 231H166V230H165ZM190 231H191V230H190ZM197 231H198V230H197ZM207 231H208V230H207ZM227 231H228V230H226V232H227ZM230 231H231V229L229 230V232H230ZM209 232H210V231H209ZM212 232H213V230H212ZM221 232H222V231H221ZM231 232H232V231H231ZM234 232H235V231H234ZM238 232H239V231H238ZM238 232H237V233H238ZM240 232H242V231L240 230ZM251 232H253V230H252ZM251 232H250V233H251ZM256 232H258V231L256 230ZM259 232H258V233H259ZM222 233H223V232H222ZM261 233H262V232H260L259 234H261ZM263 233H264V231H263ZM263 233H262V234H263ZM76 234H78V235L80 234V236H81V233L78 232V230H75V236H76ZM100 234H101V233H100ZM133 234H134V233H133ZM144 234H145V233H144ZM156 234H157V233H156ZM241 234H242V233H241ZM241 234H240V235H241ZM256 234H257V233H255V235H256ZM84 235H85V234H83V236H84ZM94 235H97V234H94V231H92V234H91L90 236L93 237ZM192 235H193V234H192ZM215 235H216V234H215ZM221 235H222V234H221ZM255 235L252 234V236H254V238H255ZM205 236H206V235H205ZM225 236H228V237L226 238V240L224 239V242L221 241V243H222V247L219 248V250H215L214 247H213V246H214L213 244H208V245H207V246H210V245H211V246L213 247V249H211V251L208 252V253H209V254L211 253V255H210L211 257H213V255H214V257H213L214 262H215V258H216L215 255H217V254H215V253H218V254L220 255L221 258H222V255H225V254H227L228 257L230 256V258H231V256H232L233 259L231 258V260H233V263H235V264H237L236 262H241V264H264V250H262V249H264V235H262V236H261V235H260V236H257V235H256L257 237H262L261 239L258 238V239L262 242V244H263L262 249H261V250L259 249V251H257L256 249H254V248H255V244H254V248H252V249H254V250H252L250 247H249V249H245V248L242 249L241 246H240V249H238V248H239L238 246L240 245V243L237 244V243H238L237 240H236V241H235V240H229L230 243H232V244H229V243L227 242V241H228L227 239L229 238L230 234H228V235L225 234ZM246 236H247V235H246ZM73 237H74V235H73ZM202 237H204V236H202ZM221 237H222V236H221ZM223 237H224V235H223ZM250 237H251V236H250ZM78 238L83 239L84 237H82V236L79 237V236H78ZM78 238H76V239L78 240ZM99 238H100V237H99ZM99 238H98V239H99ZM155 238H156V237H155ZM163 238H165V237H163ZM204 238H205V237H204ZM244 238H245V237H244ZM246 238H247V237H246ZM73 239L75 240V238H72V240H73ZM89 239H90V237H89ZM89 239H88V240H89ZM91 239H92V238H91ZM147 239H148V238H147ZM222 239H223V238H222ZM229 239H230V238H229ZM233 239H234V238H233ZM258 239H257V240H258ZM77 240H75V241H77ZM85 240L87 241L86 238H85ZM100 240H101V239H100ZM166 240H167V239H166ZM207 240H208V239H207ZM82 241H84V239H83ZM98 241H99V240H98ZM209 241L212 242L211 240H209ZM214 241H215V240H214ZM214 241H213V242H214ZM249 241H250V239H249ZM252 241L254 242L255 240L253 239ZM252 241H250V242H252ZM72 242H74V241H72ZM72 242H71V243H72ZM146 242H147V241H146ZM155 242H156V241H155ZM250 242H248V243H250ZM253 242H252V243H253ZM93 243H94V242H93ZM123 243H124V242H123ZM163 243H165V242H163ZM170 243H171V242H170ZM174 243H175V242H174ZM190 243H191V244L186 245V246H187L188 248H190V249H196V248H195V244H194L195 242H194L193 244H192V242H190ZM207 243H208V242H207ZM218 243H219V242H218ZM74 244H75V243H74ZM74 244H73V245H74ZM81 244H85V242H84V243L81 242ZM103 244H104V243H103ZM133 244H134V243H133ZM161 244H162V243H161ZM165 244H167V243H165ZM165 244H162V245L164 246ZM177 244H178V243H177ZM76 245H78V243H77ZM86 245H87V244H86ZM86 245H85V246H86ZM89 245H90V244H89ZM92 245H93V244H92ZM169 245H170V244H169ZM169 245H168V246H169ZM171 245H172V244H171ZM258 245H259V242H258ZM71 246H72V245H71ZM81 246H84V245H81ZM87 246H88V245H87ZM97 246H98V245H97ZM160 246H161V245H160ZM160 246H159V248H160ZM186 246H185V247H186ZM216 246H217V245H216ZM256 246H257V245H256ZM72 247H73V246H72ZM75 247H77V246H75ZM79 247H80V245H79ZM79 247H78V248H79ZM164 247H166V245H165ZM219 247H220V246H219ZM257 247H259V246H257ZM159 248H158V249H159ZM209 248H210V247H209ZM81 249H82V248H81ZM91 249H92V248H91ZM100 249H101V248H100ZM117 249H118V248H117ZM158 249H157V250H158ZM161 249H163L162 251H165V254H164V253L162 254V255H164L162 258H163V259L165 258L169 264H170V263H173L174 261H175L174 263H176V264H177V263H178V264H195L196 259H198V254H197L198 251H196V250H195V251H193V250L191 251V250H190V252H188V253H187L186 250H185L186 253H184V251H183V253H182V252H180V251L177 250V249H183V248H181L180 246H179V247L177 246V247H175V248H173V249H172V246H170L168 249H164L163 247H162ZM207 249H208V248H207ZM72 250H73V248H72ZM92 250H93V249H92ZM107 250H108V249H107ZM129 250H130V249H129ZM129 250H126V251H129ZM133 250H134V249H133ZM183 250H184V249H183ZM188 250H189V249H188ZM74 251H75V249H74ZM78 251H79V249H78ZM145 251H150V253H149L150 255H149L148 257L142 255L143 257H142V262H141V264H151V262H152V255L154 254V253H153V254L151 255V251L153 252L154 249H153V247H151V245H150V246H148V248H145ZM145 251H144V252H145ZM76 252H77V250H76ZM134 252H135V251H134ZM166 252H167V253H166ZM206 252H207V251H206ZM103 253H104V252H103ZM114 253H115V252H114ZM126 253H127V252H126ZM130 253H131V252H130ZM161 253H162V252H161ZM199 253H200V252H199ZM71 254H73V253H71ZM82 254H83V253H82ZM85 254H87V253H85ZM115 254H116V253H115ZM142 254H144L143 251H142ZM146 254H147V253H145L144 255H146ZM166 254H167V255H166ZM134 255H136V254H134ZM165 255H166L167 257H165ZM219 255H218V256H219ZM72 256L75 258L72 264H90V263H91V259L89 260L90 263L87 262V261H88V260H87L88 255H84V254H83V255H80V252H79V254L76 253V255L73 254ZM93 256H94V255H93ZM95 256H96V255H95ZM124 256L126 257L127 255H124ZM157 256H160V255H157ZM200 256H201V255H200ZM89 257H90V256H89ZM96 257H97V256H96ZM120 257H121V256H120ZM120 257H119V258L117 257L118 259H120L119 262L121 261V258H120ZM122 257H123V256H122ZM125 257H123V258L126 260ZM135 257H136V256H135ZM207 257L209 258V256H207ZM223 257H225V256H223ZM110 258H111V257H110ZM114 258H115V257H113V258H111V259L113 260ZM128 258H129V257H128ZM128 258H127V259H128ZM221 258H220V259H221ZM226 258H227V256H226ZM226 258H225V259H226ZM94 259H95V257H94ZM107 259H108V258H107ZM118 259H117V260H118ZM165 259H164V260H165ZM199 259H200V258H199ZM216 259H217V258H216ZM222 259H223V258H222ZM222 259H221V260H222ZM227 259H228V258H227ZM99 260H102V258H101V259H97V258H96L95 262H97V261H99ZM164 260H163V263L160 262V261H158V263L156 262V264H166V260H165V261H164ZM204 260H205V259H204ZM210 260H211V259H210ZM217 260H218V259H217ZM221 260H218V261H221ZM229 260H230V259H229ZM231 260H230V261H231ZM235 260H236V261H235ZM93 261H94V260H92V262H93ZM109 261H110V259H109ZM113 261L116 263L115 260H113ZM127 261L129 262V260H127ZM127 261H126V262H125V261H124V262L121 261L120 263H122V264H123V263H126V264H127ZM155 261H156V259H155ZM161 261H162V260H161ZM230 261H229V264H230ZM234 261H235V262H234ZM119 262H118V264H119ZM130 262H132V261L130 260ZM130 262H129V263H130ZM214 262L209 263V264H213ZM222 262H223V264H224L225 260H223ZM115 263H114V264H115ZM129 263H128V264H129ZM135 263H136V261H135ZM168 263H167V264H168ZM233 263H232V264H233ZM111 264H112V263H111ZM116 264H117V263H116ZM130 264H132V263H130ZM138 264H139V263H138ZM202 264H203V263H202ZM225 264H227V263H225ZM238 264H240V263H238Z\"/></svg>","mask_w":264,"mask_h":264}]
</instances>
